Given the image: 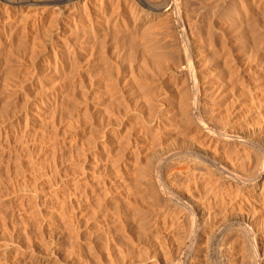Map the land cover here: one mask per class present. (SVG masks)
<instances>
[{"label": "rangeland", "instance_id": "obj_1", "mask_svg": "<svg viewBox=\"0 0 264 264\" xmlns=\"http://www.w3.org/2000/svg\"><path fill=\"white\" fill-rule=\"evenodd\" d=\"M10 1L19 2L20 0H18V1L17 0H10ZM42 1L43 0H31V2L33 4H35V3L42 4ZM190 1L191 2L193 1L194 4L197 3V0H190ZM207 1H206L207 5L210 6V4H211V7L214 5V3H213L214 0H212V1L210 0L211 3H210L209 0H207ZM246 1H248V0H246ZM251 1L249 0L248 3L250 4ZM198 2L200 3V0H198ZM201 2H202V0H201ZM206 2H203V4L202 3H200V4H201V6L203 5V9L205 8L206 10H209V9H207V8H209V6L206 5ZM235 2H236L235 5L233 4L234 7L235 6H239L242 11H240L239 10L240 8H238V7H236L234 9L233 6L231 7V5H232L231 4V5H229V7L233 8V10L230 9L229 7H227L228 9L227 8L226 9L229 12L227 10H225V9H224L225 11L224 10H222V12L219 11V13L220 12L221 13L224 12L223 14L226 15L225 19H224L223 14H221V13H220L221 15L217 14V17L215 19V25L217 24L216 26L218 28H219L220 24H222L223 28H224L225 23L227 24V22L230 21V22H228L227 25H225V26H227L226 28H224V30L226 29L225 31L221 28L222 25H220L221 26L220 29H217V30L215 29L216 26L213 27V26L209 25L210 27H212L211 29H214V30L218 31V33L216 32L215 36H214V33H215L214 30L209 29L210 27L209 28L206 27V26H208L207 24L212 23V20H213L212 19V15H211V17L209 16V14H211V11H205L203 9L200 10V7H199L200 4L199 3H197L196 5L199 4L197 7H199V12L201 13V15H200V13L197 14V12H196V13H194L196 16H194L193 13H190L191 16H188V17L186 16V17L187 18H189V17L192 18L193 17L192 19H197V22H199V21L201 22V23L199 22V24L201 26L198 25L200 27H199V29L197 27L195 29L196 31L194 30V33H195V35L197 34L198 37H199L200 34L203 35V36L206 35V37L202 36L201 37L202 39L200 37L197 38V40L200 39V40H198V42L202 43V45L205 43L203 47L206 48V46H207L206 52L208 54L205 52L204 48H202V52L204 51V53H206L207 55H211V57H213L212 55L215 54L214 52H216V55H217L216 57L215 56L213 57L214 59L212 58L213 63L210 64L212 62V60H210L211 57L210 56H206V54H205L206 58H205L204 62L207 61L208 63H205L206 64V65L204 64L205 66L201 65L203 67L200 68V70L202 68H204V70L202 69L204 74L202 73V70L200 71L201 72V76H203V75L205 76L206 75L205 77L207 78V79L204 78V76L202 78L200 76V79L202 78L201 82H202V80L203 81L206 80V81H204L205 84L202 83V84H204L202 86H204V88L206 90V91L203 90L204 96L206 95L205 101L207 102V104H210V105H208V111H210L213 114L212 111L216 110L215 111V115H217V116H215L213 114L214 115L213 117H216V118L218 117V120L219 119L221 120L223 118H219V116L222 114V112H223L222 116H224V113H227L226 111H228V109H231L230 107L233 106L234 110L231 109V113L230 112L228 113V114H230L231 118H229L230 117L229 116L228 117L229 119L228 118L226 119V115H225L226 122H228V123L226 124V122H223L222 120H221L222 122H220V121L219 122H220V124L223 123L222 125L227 126V128L224 126V128H226L227 130L232 128V127H236L237 128L236 130L241 131V129L243 127L240 124L243 122V120L240 121L239 119H244V116H243V115H245L244 114V110L246 109V107H247V105L249 103L247 97H245L244 94H243V97H238V96H240V94H239L240 92L243 93L242 91H240V89L242 90V88H243L242 87L243 86V84H242L243 82L242 81H244L246 79L245 76H247L249 78L248 75L251 74L249 72H252L250 70V68H251L250 65L254 66L256 68L255 69L253 67V70L255 69V71H260V72L264 71V68H263L264 66L261 65L262 66L261 67L259 65V64L263 63L262 61H264V60H262V58H260V57H264L263 56L264 52L261 51V50H264V46H263L264 44L260 45L261 43L257 42V44H255V45L259 44L260 47L261 46L263 47V49H262V47L260 48V50H259V48H256L257 46L255 47L254 43L256 41H258L259 38L257 36H255L258 40L253 39V37H254L253 35L254 34H253V32L252 33L250 32L252 27H254V25H257L258 21L260 20L259 18H260L261 15H259L260 14L259 12L264 11V9H262L264 7V0H260V1L259 0H253L252 1L253 3H251L252 6L254 5L253 6L254 7V15L252 16V18L253 17H255V19L257 18L258 21H256V23H253L254 20L252 21L251 14L249 16L246 15V14H249V13L246 12L245 3L242 2L241 0H239V1L235 0ZM237 2H238V4L241 3V6L238 5ZM259 2H260V4H259ZM212 3H213V5H212ZM242 3H244V5ZM255 3H257V4H255ZM0 4H2V5L5 4V0L4 1L0 0ZM204 4H205V6H204ZM258 4L261 5V6H259ZM255 5H258L260 8L257 7V6H256L257 7L256 8ZM10 7H12V5H10ZM45 7L46 6L44 4L40 5V10L39 11H43L44 12L45 11ZM50 7L52 8V11H51L52 14L53 15H56V14L58 15V13H57L58 11L55 10L56 6L55 7L54 6H49L48 8H50ZM237 8H238V10H236ZM255 8L257 10H259V11H257ZM50 9H47V11L50 12ZM53 9L55 10V12L56 11L57 12L55 13ZM127 9L128 8H125V15H126V16L124 15L125 17H127L129 15L128 13H126ZM210 10H211V8H210ZM230 10H231V12H230ZM10 11L12 12V10H10ZM47 11L42 13L43 15L42 14L39 15V16L37 15L38 17L41 16L42 18L41 17L40 18L42 20L45 18V20H43L44 21V25L46 23H48L46 21L47 20L49 21V19H50V18H47V16H45L46 14H48ZM233 11L235 12V14H234ZM243 11L245 13V16H242L240 19L236 18L237 16L236 17L233 16V15H236V13H238V12H241L242 14H244ZM11 12H10L11 16L14 15V13L12 12L13 13L12 14ZM208 12H210V13H208ZM227 12H228V14H230V13L233 14V15H231L232 16L231 18H230V15H227ZM255 12L256 13L258 12V13L255 14ZM0 13L2 14V15L0 14L1 15L0 17L3 18L2 16H4V14L1 12V9H0ZM262 13H264V12H262ZM66 14H67V16H66ZM66 14H64L65 16H62V18L69 17L68 16V14H69L68 10L66 11ZM255 15H258V16L256 17ZM201 16H203V18ZM12 17H14V19H15V16H12ZM194 17H196V18H194ZM244 17H247V18L245 19ZM1 18H0V20H1ZM31 18L29 17V20H27L28 19L27 18L26 19L27 22H24V23H28V22L32 23V20H34L35 17L34 18L31 17ZM217 18H218V20H217ZM222 18H223V20H220ZM233 18H234V20H233ZM250 18H251V20H250ZM263 18L264 17L262 16L261 20L259 21V24L260 23L261 24L264 23ZM17 19H18V17H17ZM59 19H60V21L62 20L61 18H59ZM209 19H211L210 22H208ZM230 19H232V20H230ZM244 19H245V21H244ZM247 19L250 20V22H251L250 24L251 25L253 23V26H251V25H250L251 27L248 26L249 24H247V23L249 21ZM19 20H21V19L19 18L17 21L15 19L16 22L15 21L14 22L16 23V25L18 24ZM219 20H220V22H219ZM240 21H241V23H240ZM246 21H247V23H246ZM236 22H237V24H236ZM22 23L18 24L17 28L14 29L15 31H13V32H15V33L12 34V37H10L9 35L6 36V34H4V32H3V34L5 36L2 35L1 31H3V29L1 28L2 26H0V36L2 37V38L0 37V41L3 40V41L0 42V52H2L1 54H3V55H0V56H2L1 57L2 59L0 58L1 59L0 60V115L3 114V116H0V264H3L4 262H5L4 264H13V262L15 264L16 263L17 264L18 263L19 264H82V263L84 264V263H86V261L89 262L88 264H153V263L154 264L155 263L156 264H162V263L165 264L166 261H164V259L165 260L167 259V261L169 260L170 261V262L168 261L169 264H172V261L174 262L173 264H179V263L180 264H184V263L185 264H195V263L196 264H205V263H207V264H216L217 263L218 264L219 262H220V264H224L225 262H227L229 264L233 263L234 259H232V258H234V257L232 256V254H233L232 248L234 247L235 242H236V240L234 241L235 238L232 237L233 240H232V238L230 240H227L228 241V242L226 241L227 244L225 242H220L219 241L220 238L217 239V240L211 241V242H207L205 240L197 241L196 242L197 244L190 242L189 239L187 238V234L190 232V230L192 228L193 216L191 217V215H189V214L185 213V216H184L183 215L184 212H182V213L180 212V215L176 214L175 217L174 216L172 217L174 220L171 218V223H172V220H173L175 222H173L172 224L177 222L178 226L176 227L177 224H175L174 227H173L175 231L173 230V232L170 233V234L168 232V231H170V229L165 230L164 228L162 229V227L160 228L161 221H159V222L155 221V220H158V218H156L157 215H155V214H158V213H156L157 210L160 213V211H161L160 209H165L164 206L162 207V205H160L162 203V199L164 200V198L160 194H157V195L155 194V195L157 197L160 195V197H162L161 200H160V198L158 199L156 196L152 197L151 195L153 194V196H154V193L152 192L153 191L152 189H151L152 191L150 190L151 187L154 188L153 184L156 183L155 185H157L156 175L155 174H152V175L149 174L147 176L148 178L141 176V172L146 168L145 166H146L147 163H145V162L148 161L147 158H148V154L149 153L145 154L147 157L144 156V152L140 149V146H141V148H143L145 146V144H150L151 143L153 148L156 146L154 149H156V148L159 149V147L161 148L165 144H168V143L171 142V144L167 145L168 146L167 148L165 147L166 145L164 146V148L165 149H169V150L177 148L174 151V153H176L178 151L180 152L181 150L185 151V149H184L185 148L184 147L185 142L182 143V145L184 144L183 146H181V144L179 146H177V144L180 142V140L177 139V136L174 133V130L167 129V128H169V123H170V120H171V116H169V118H168V115H170V114L166 113L167 112L166 109H165L166 112L164 110H162V109L166 108L169 105H171V106L173 105L172 107H174V106L176 107L177 105L175 104V102L177 103V99L179 101V95H180L179 93L182 90H184V88L186 90V87L185 86L184 87L181 86V83H179L176 80V78H174V76H172L170 73L164 71L163 69L159 70V69H156V68H154V69L152 68L154 73L151 72L152 75L151 74L147 75V74L150 73V71H152V69H149L150 67L146 68V70L142 68V66L144 65L143 62H144L145 58L147 59V61L149 63L152 62L151 64H154L155 61H157V62H161V61L165 62V61L171 59L169 57L170 54L168 52V51H170V47L167 45L168 43L165 40L166 39V34H167L166 31H168V29H169V32H170V30H171L173 36L175 35V31H176V33L178 31L177 35L174 36L175 38H177L178 34H179V36H181L183 34L182 27L181 26H175L176 27L175 28V27H173V23H170L169 26H172V29H170L169 26L167 27V23H165V22L164 23L162 22V23L164 24V26L166 24L167 28L164 27L162 23H158L159 25H157V23H156V25H155L154 23L151 24V22H149V24L152 25V26H150V25H148V23H146L144 26L147 25L146 28L150 32L149 33L146 29H144V31H146L144 33L145 36L149 37V38H147L148 44H150V42H151V44L153 42H156L155 43L156 47H154V43H153V45H151V44L148 45V47H150L153 51L156 50V52H153L150 48L149 49L151 51L149 49L144 51V50H142L143 49L142 47H139V45L141 46V44L139 43L140 41H138V39L141 38L139 34L141 33L143 35V32H144L143 28H145L144 26L140 27V30L142 29L141 31L139 29H137V31L136 30L132 31V30H130V28L128 26H123V28L120 31H117V30H111V32L107 31V32H109L107 34L108 38L106 37V34H104V32H102L103 35H102L101 32H97L96 37L97 36L98 37L100 36V37L99 38L95 37V38L98 41H96V39H94L93 36H90L89 34H86L87 35L86 36L84 33L81 32L82 34L79 33V36L78 35L76 36L77 37L76 39L81 38L80 39L81 42L78 41L79 40L78 39V40H76L77 42L75 41L76 43H74V45L79 46V47L84 45L83 47H85V46L89 47L88 48L89 51L86 48H83V49L79 48L78 49L81 52H83V54H84V56H83V54L81 52H78L79 54L81 53L80 55L77 54L79 56V58L77 59L78 61L76 62V64H77L76 66L77 67L80 66L79 67L80 69H79V68H76L75 64H73V62L75 63V60H73V61L71 60V62H70V60L68 58H66L67 54L65 53L66 50H64L65 46H63V48H62V43L64 45V43L67 41L69 36H68V38H67L66 35H65V37H60V41H57L55 43L56 46H57V50H60L57 53V55H58L57 56L58 58L56 57L57 60L56 59H54V60L51 59L50 61H47L46 60V56L49 55V54H47V52L44 51L42 54H40V56H39V54H37L35 52V55H34L33 48H32L33 51H30V49H29V47L31 45L26 44L27 47H25L26 45L24 43H27V42H24L23 39H24V37L26 39V35L25 34H28V31H25L26 33H24V30H23L24 29V27H23L24 23L23 24ZM238 24L239 25L242 24V25L238 26ZM243 24H247V25L244 26ZM261 24L259 26H262ZM153 25H155L156 27L153 26ZM149 26H150L151 30H149L150 29ZM159 26H160V29L164 27L163 31L166 29L164 31V33H163L162 29L161 30L158 29ZM230 26H232V27H230ZM246 26H248V28L250 27L249 30H248V28L243 30ZM257 26H255V28H257ZM259 26H258V28H259ZM124 27H126V29ZM173 28L176 29V30H173ZM237 28H239L240 31ZM255 28H254V30H256ZM44 29H45V27L40 29V32L38 31L40 34H38V33L37 34L39 36L40 35L41 36L39 37L36 34V36H37L36 38L39 37L38 39H40L42 36L44 37V33H45V32H43ZM152 29H153V31L156 29L154 31L155 33H159V34L161 33V34L160 35L157 34L154 37L153 34H152V33H154L152 31ZM241 29H242V31H241ZM259 29H261V27ZM129 30H130V32L133 35L129 32ZM208 30H210L211 33L212 32H214V33H212V35L209 36V35L206 34V32H208ZM221 30L224 31L225 33L224 32L223 33L219 32ZM246 30H247V32H246ZM254 30L252 29V31H254ZM67 31H68V34L70 35L69 28H67V30L65 32L67 33ZM112 31H115L114 34H113ZM126 31H127V33H126ZM157 31H159V32H157ZM202 31L204 32V34H203ZM243 31H245L244 34H243ZM248 31L250 32L251 35L253 34L252 35L253 37L251 35H248V36L250 38L252 37L251 39L255 40V42H252L253 40H251V39H250L251 41H249V38L247 36L245 37V35H247L249 33ZM117 32H118V34L120 32V34L118 35ZM121 32H123V33H121ZM135 32H137L138 34L137 33L135 34ZM258 32L259 33L262 32L261 33L262 37H264L263 36L264 35L263 34L264 33L263 28H262L261 32L260 31H258ZM21 33H22V36H20ZM41 33H43V34H41ZM98 33H101V35H98ZM110 33H112V34H110ZM155 33H154V35H155ZM219 33L225 34V35H223L224 36V39H222L223 41L220 40V37H222V35L219 34ZM255 33H257V32H255ZM115 34H117V35H115ZM127 34L130 37L127 36ZM147 34H148V36H147ZM150 34H152V35L150 36ZM208 34H210V33H208ZM122 35H124V36H122ZM135 35H137L138 38ZM162 35H164L163 39H162ZM242 35H244V36H242ZM82 36H84L85 39H83ZM212 36H214L215 38L212 37ZM7 37H10L9 41H8ZM119 37L121 39H119ZM210 37H212V40H211L212 43L210 42V40H208V39H210ZM63 38H65V40ZM122 38H123V40H122ZM154 38H156V41H155ZM204 38H206V40H208V41H206ZM216 38L219 39V40H215ZM247 38H248L249 44L246 43V42H248V41H246ZM20 39H21L22 43L20 42ZM86 39H89V40H86ZM101 39H104V40H101ZM213 39L215 40L216 43L213 42L214 41ZM63 40H64V42H63ZM93 40H94V42H93ZM110 40H112V41H110ZM162 40H163V42H162ZM238 40H239V42H238ZM243 40L246 41V42H244ZM82 41H83L84 44L82 43ZM89 41L93 42L94 44L93 43L90 44ZM129 41H131V42H129ZM132 41H133V43H135L138 46V48H137V46L135 44L132 43ZM259 41H261V40H259ZM158 42H159V44H158ZM222 42L224 44L227 43L226 46L223 45ZM5 43L7 44V46H6ZM85 43H87V44H85ZM88 43H89V45H88ZM100 43L101 44L104 43L105 46L101 45ZM117 43L120 46H117L118 45ZM129 43H131V45ZM138 43H139V45H138ZM164 43H165V47H164ZM207 43H209V44H207ZM250 43H251V45L253 43L252 46H254L255 49L253 47H251ZM95 44H96V46H95ZM217 44H218V46H217ZM134 45H135V47L137 49L133 48ZM229 45H231V46H229ZM1 46H3V47H1ZM13 46L16 48V50L14 49ZM18 46H20V48L21 47L22 48L25 47V48H23L24 51H23L22 48H21V51L18 50L17 49V48H19ZM160 46H161V48H160ZM208 46H209V48H208ZM243 46L246 47V48L245 47L244 48L246 50H248V52L252 51V53H253V51L255 50V53H257L258 51H261V52H259L260 55H256L255 53H253V54H255L254 55V59L252 58L253 54L251 55L252 57L251 56L248 57V55H250L251 52L248 53L243 48ZM248 46L250 47V49H249ZM153 47H154L155 50L153 49ZM162 47H164V48H162ZM166 47H167V50H168L167 52L168 53L165 51ZM216 47H217V51L218 52L216 51ZM240 47H242L241 51L239 49ZM1 48H2V50H1ZM8 48H10V49H8ZM12 48L14 49V51L11 50ZM92 48H94V49H92ZM25 49L26 50L29 49V50H27V52H26ZM65 49H68V48L65 47ZM132 49H134V50L136 49L137 51L134 52ZM218 49H221V50H218ZM223 49H224V51H223ZM257 49H258V51L256 52ZM7 50H9L10 53L7 52ZM61 50H63V51H61ZM83 50H85V51H83ZM102 50H105V51L103 52ZM130 50H131V54L132 55L129 53ZM213 50H215V51H213ZM46 51H48V50H46ZM141 51L142 52L144 51L143 53H146L147 51H149L150 53L152 52V53L149 56L148 54H150V53L147 52L148 56H146V54L145 55L142 54ZM159 51L160 52L163 51V53L165 51V54L167 53V54H169V56L168 55L167 56L166 55H160L162 53H160ZM219 51H221L222 53H220ZM15 52H16V54H15ZM17 52L18 53L20 52V54H18ZM22 52H23V54H22ZM224 52H226V54H224ZM244 52H246V53H244ZM7 53L9 54V56L7 55ZM135 53L138 54V55L136 54L137 57L135 56ZM36 54H37L38 57L36 56ZM153 54H155V55H153ZM4 55H6V56H4ZM16 55H17L18 58L16 57ZM30 55H32V56H30ZM91 55H93V56H91ZM129 55H130V57L132 56V59L128 57ZM142 55H144L145 57L142 56ZM158 55H160V57ZM226 55H228V56L231 55V56H229L230 57L229 58L228 56L226 57ZM89 56H90L91 59L88 58ZM224 56H225V59L227 61L224 60ZM237 56L239 57L238 59H240V62L237 61L238 60ZM255 56H260V57H257V59H255ZM8 57H12V59L13 58L14 59L11 60V58L9 59ZM30 57H32L33 59L35 58V59L32 60V58L30 59ZM163 57H165V58H163ZM209 57H210V59H209ZM3 58H5V59H3ZM63 58L64 59L66 58L67 60H64ZM133 58H135L134 60H136V61H134ZM249 58H252L254 61L258 60V58H260L262 61L258 60V61H255V63L253 61V65H252L251 64L252 60L250 61ZM86 59H87V61L89 60L88 61L89 63H87ZM207 59H209V61ZM219 59H220V61H219ZM221 59H223L224 61L222 62ZM247 59H248V61H247ZM2 60L3 61L6 60L7 62L6 61L3 62ZM31 60L34 61L33 64H31L32 63ZM79 60H80V62H79ZM214 60H218L217 61L218 63L216 61H214ZM232 60L235 63H233ZM56 61H57L58 66L56 65ZM62 61H65V62H62ZM225 61L226 62L229 61L230 65L228 64L229 63L228 62L227 66H226L225 65L226 64ZM236 61H237V66L235 67ZM220 62H222V65H221ZM231 62L233 63V65H232ZM247 62H248V64H247ZM258 62H259V64H257ZM63 63H65V64H63ZM106 63L108 65H106ZM223 63H225L224 65H225L226 68L224 67ZM87 64L90 65L89 66L90 68H88ZM129 64H130V66L131 65L132 66L130 67ZM216 64H218V65H216ZM244 64H246V65L244 66ZM65 65L66 66L68 65V66L66 67ZM207 65L209 67H207ZM231 65H232V67H231ZM257 65H259L260 68H263V71ZM263 65H264V63H263ZM74 66H75L76 69L74 68ZM106 66H108V68ZM137 66H139V68H140L139 70L147 71V72L144 73V72H141L139 70H136L135 68ZM216 66H218V68ZM238 66H240V67L244 66V68L242 67L243 68L242 69V68H239ZM143 67H145V66H143ZM220 67H222V68L224 67L226 72L224 71V68L222 69ZM104 68H105V70H104ZM227 68H229V69H227ZM230 68L232 69L231 72L232 71L233 72L237 71V69H238V73L239 74H236V72H234L235 73L234 78H238V79H236L237 81L235 79H233V78L228 80V78H230L229 76H232L231 74H233V72L232 73L230 72ZM34 69H36V70H34ZM78 69H79V71H78ZM116 69H117V71H116ZM137 69H138V67H137ZM218 69L223 70V77L220 74V73H222V71L220 72ZM158 70L162 71L163 73L165 72V73L161 75L162 72L159 74ZM216 70L218 71L217 74L215 73V72H217ZM101 71H104V72H101ZM109 71L111 72V74H110ZM136 71H138V72H136ZM106 72L107 73L109 72L110 75L107 74ZM129 72H130V74H129ZM134 72H135V74H134ZM140 72L145 77V79L148 78L149 76L150 77H152V76L155 77L156 76L157 78H154V79L153 78H148V79H146V81H144L145 79H143V76L140 74ZM212 72H214V74ZM224 72L225 73L230 72L231 74L228 73L229 75H225ZM243 72H245V73L248 72L249 74L245 75ZM103 73H106V75L103 74ZM116 73H118L117 76L115 75ZM132 73H133V76L131 75ZM21 74H23V75H21ZM24 74L27 75V76H25ZM211 74L214 75V76H212ZM17 75L18 76L21 75V76L20 77H16ZM137 75H140V77H142V78H139ZM215 75L220 76V78L218 76L215 77ZM24 76L27 77V78H25ZM104 76H106V78ZM115 76H116V78H115ZM238 76L240 77V79H239ZM22 77L25 78L26 80L25 79H24L25 81L22 80L23 79ZM112 77H114V78H112ZM243 77H244V79H243ZM10 78H11L12 81L10 80ZM132 78L133 79L134 78H139V81H137L138 79H134V81H133ZM103 79L104 80L108 79V80L104 81ZM111 79H112V82H111ZM125 79H126V82H125ZM129 79L130 80L132 79V80L130 81ZM140 79H141V81H140ZM142 79H143V81H142ZM220 79H222V80L220 81ZM135 80H136V83H134ZM209 80L211 81L210 82L211 85H213L215 87L216 84H217V87L212 88L213 86H211L209 84ZM217 80L219 81V83H218ZM231 80H233V81H231ZM19 81H20V83L23 82L22 85H20ZM107 82H108V84H106ZM130 82L132 83L131 85H130ZM141 82H143L142 84H143L144 87L142 86ZM145 82H148V83L145 85L144 84ZM172 82H174V83H172ZM175 82H176L177 85L175 84ZM215 82H217V83L214 85ZM236 82L239 85L241 83V87L242 88L238 87L239 85L237 86ZM104 83L106 85H110L109 83H111L113 85H116V83H117V85L119 84L118 85L119 87L115 86V88L117 87L119 89H118V91H117V89L114 90V87L111 85L112 89L110 87L111 90L108 91V93H107L108 95H107L106 94V90H104V89L105 88L107 89L109 86L105 87ZM122 83L124 85H122ZM220 83H221V87L219 85ZM223 83L225 85L229 84V86H227V85L225 86V85H223ZM230 84H233V86H234V89H233L234 91H232L233 93L231 92L232 89L229 90L231 87H233ZM134 85L135 86H137V85L139 86L140 85V86L139 87L138 86L135 87ZM129 86H131V87H129ZM146 86H149V88L148 87L146 88ZM150 86H151V88H150ZM179 86H180V89H179ZM206 86H207L208 89L206 88ZM218 87H220V88H218ZM235 87H237V88H235ZM122 88L125 89V90H123ZM238 88H240V89H238ZM120 89H121V91H120ZM138 89H141L142 91L141 90L138 91ZM150 89H152V90H150ZM159 90L162 91L163 93L160 92L159 93L160 95L158 94L160 97L158 98V95L155 96L156 94H154V93L159 92ZM112 91H116V92H113V93H116L117 95L119 94L118 96L117 95L116 96H117V99L118 98H119V100L121 99L120 102L117 101L116 96H114L115 94H113V96H112V93L109 94ZM119 91L121 93H119ZM140 91H141V93L139 94ZM151 91H152L153 96L155 98H153V96L151 95V97L153 99L148 97L151 100L148 99V101H144V99H146L144 97L149 92L151 93ZM217 92H220V93H217ZM225 92H226V95H225ZM150 93H149V95H150ZM214 93H217L215 95H216V98L218 100L216 98L215 99L217 100V102L219 104L222 103L220 105L221 107L218 105V103L215 101V99H214V101H212L213 100L212 98L215 97ZM230 93H232V95ZM219 94H220V96H217ZM106 95L108 97H106ZM109 95H110V98L112 96L111 99H109ZM208 95L210 96V99H208V97H209ZM140 96H143L142 97V101L140 100L141 99ZM163 96H165V97H163ZM231 96H233V97L230 98ZM241 96H242V94H241ZM180 97H181V95H180ZM218 97H220V98H218ZM106 98H107V100H106ZM113 98L117 102L113 101L114 100ZM159 99H161L160 102L161 101L162 102L165 101L169 105H166L165 102H164L165 104L164 103H159L158 102ZM219 99H220V101H219ZM57 100H59V101H57ZM108 100L112 101V102H109ZM221 100H223V102ZM231 100L233 102L235 101L236 104L234 105V103ZM52 101H56L57 103L56 102H52ZM107 101H108V103H107ZM129 101H130V103H128ZM171 101L174 102V103H172ZM208 101H209V103H208ZM40 102H42V104ZM143 102H145V103L147 102L146 104H148V105L144 104ZM210 102H213V103H210ZM225 102H227L229 104H225ZM231 102H232L233 105L231 104ZM38 103H39V105H38ZM55 103H56V105H55ZM109 104H111L112 107L108 106ZM116 104H118V105H116ZM152 104L155 105V108L156 107H159V108L157 110L156 109L154 110V106H152ZM230 104H231V106H230ZM128 105H129V107H128ZM140 105H142V106H140ZM150 105H151V107H150ZM222 105L225 106V107H227L229 105L230 107H227L228 109L227 108L225 109V107H223ZM40 106L43 107V108H41V109L38 108ZM145 106H146L145 109L147 110V112L148 113L150 112L152 114L149 113V115H148V113L145 112L146 110L144 111V107ZM117 107H120V108H117ZM132 107L134 109H137V111L134 110ZM210 108H211V110H212V108H214V109L211 111ZM223 108L225 109V111H223L224 110ZM239 108L241 109V111H240ZM4 109H6L5 110L6 112L3 111ZM139 109H141V111H139ZM152 109L154 111H156L155 113H157V114L153 113L154 111L152 112ZM236 109H238V110L236 111ZM36 110L38 112H41L42 114L38 113ZM158 110L160 112H157ZM217 110H219L218 111L220 113L219 116H218ZM242 110H243V113H242ZM235 111H236V113H235ZM4 112L6 113V116H5ZM8 112H9V114H10V112H14L15 114L11 113L10 117H9L8 116L9 115ZM36 112H37V114H36ZM162 112H165V113L163 114ZM210 112H208V113H210ZM232 112L235 113V114H233ZM27 113H30V115L31 114L32 115L30 116L28 114V116H27ZM158 113H160V114H158ZM238 113L239 114L242 113L243 115H239ZM33 114H35V115H33ZM118 114H119V116H118ZM153 114H155V115H153ZM166 114H168V115H166ZM209 115H211V114H209ZM222 116H220V117H222ZM241 116H243V118ZM27 119L30 122H27L26 121ZM29 119H31V120H29ZM76 119H77V121H75ZM108 119H110V121ZM142 119H143V122H142ZM168 119H170V120H168ZM235 119L238 120V123H236L237 121H235ZM80 120H81V122H80ZM107 120L109 121L108 124H107ZM114 120H116V122ZM146 120H148L149 122H147ZM216 121H217V119H216ZM239 121H240V123H239ZM24 122L28 123V124L25 123V125H27V127L24 126ZM74 122L75 123L78 122L81 127L80 126L77 127V125H79V124L77 123L75 125ZM131 122L132 123L133 122H135V123L137 122V124L133 123L135 125L134 126ZM138 122H139V124L142 123V125H139ZM157 122L163 124L162 125V130L166 127L165 130L158 131L155 128L156 126H154L155 124H157ZM71 123H72V127H71ZM109 123H110V125H109ZM146 123H148V124H146ZM130 124H132L133 127ZM164 124H166V125H164ZM28 125H29V127H28ZM129 125H130V127H129ZM144 128H145L147 133L144 132L145 131ZM165 131L169 132V133H166L168 135L164 134ZM125 132H126V134H125ZM153 132H155L156 135ZM123 134H125V135H123ZM157 134H159V136H163V138L160 139V137ZM162 134H164V135H162ZM230 134H232V133L230 132ZM91 135H93V137ZM146 135H147V137H145ZM122 136H123V138H122ZM125 136H128V137H125ZM140 136H142V140L140 139L141 138ZM168 136H169V138H168ZM153 138L154 139L156 138V140H154ZM157 138H158V140H157ZM89 139H91V140H89ZM172 139L174 141L178 140L179 142L178 141L174 142ZM143 141L146 142V143L145 144L143 143V145H142ZM106 142H107V144H106ZM165 142H168V143H165ZM81 144H82L83 147L81 146ZM89 144L91 145V147H90ZM135 145L137 147H135ZM170 145L173 148L172 147L169 148ZM138 146H139V148H138ZM134 147L137 148V150L138 149H140V150H138L136 152V149ZM81 148H83V150ZM231 149L234 152H237L232 147H231ZM231 149L229 148L228 150H231ZM132 150L135 151L137 154L135 152L133 153ZM171 150L167 153V156H169V155L172 156L173 150H172V152H171ZM225 150H227V148L224 149V150L221 149V151H223L222 153H225L226 155L227 154L231 155V157H228V158L231 160L232 164L235 161L234 164L237 165L239 163V162L237 163V161H239V159H238L239 157H237L238 155H236L233 151L229 152L228 150H227V153H226ZM117 151L120 152V153L118 152L119 155H117L118 153L116 154ZM231 152L233 153V155L231 154ZM241 152L242 151L239 150V153H241ZM83 153H85V154H83ZM108 153H112V157L109 156ZM132 154L133 155L136 154V155L133 156ZM141 154H143V155H141ZM225 154H223V156ZM234 154H235V156L237 158L234 156ZM107 155L109 156V158H108ZM122 155H124V157H121ZM229 155H227V156H229ZM105 156H107V157H105ZM113 156H115V157H113ZM136 156H137V160L132 158V157L136 158ZM139 156H140V158H139ZM116 157L118 159H121V160L118 161V159H116ZM119 157H121V158H119ZM232 158H236V160H234V159L232 160ZM112 159H114V160H112ZM129 159L130 160H134L133 163L135 161H137V162H135V165H136V163L140 164V165L142 164L141 167H140V165L139 166L138 165L135 166L132 163V161H130ZM143 159H147V160H145L143 162ZM110 160H112V162L115 161L114 165L111 164L112 162H110ZM123 160H124V162H122ZM140 160H141V163H140ZM126 161L129 162L128 164L131 163L130 166L126 163ZM120 164H123L125 166V170H123L122 174H120L121 176L119 175V177H118V175L115 174V171H116V167L118 165H120ZM102 165L105 166V167H103ZM126 165L129 168H127ZM132 165H134V166H132ZM106 166L107 167L109 166V168H106ZM132 170H133V172H131ZM107 172H108L109 176L106 175ZM111 172L113 173V175L115 174L117 176L116 177L117 179L115 178V175L114 176H110V174L112 175ZM168 173H169V177L168 176L166 177V174H164L165 179L167 180V182L170 185H172V186L177 188L176 191L178 190V193L181 192L180 193L181 195L184 194V197L185 196L189 197V196L192 195V197L197 198L199 195H201V193H202V195L203 194L206 195L208 193V191H209V187L207 189L205 183H202V182L201 183L199 182V185L203 186L202 188L205 187L204 188L205 190L202 189L203 192L193 191L188 186V182H187L185 177H182V175L181 176L180 175H176L175 177L174 176L172 177L170 172H168ZM129 174H130V177H129ZM122 175L123 176L125 175V176L123 177ZM135 175L136 176L138 175V176L136 177ZM100 177H102V178L100 179ZM121 177L123 179L124 178L125 179L123 180ZM112 178H114V179L112 180ZM118 178L122 179V180H119ZM146 178L148 180V184L149 185L145 183L147 180L146 181L139 180V179H142V180L144 179L145 180ZM183 178H185V179H183ZM106 179H108L109 181L106 180ZM104 180L109 182V185H108V183H106L107 184L106 185L105 182H104V186H103V181ZM118 180H119V183H118ZM128 180L131 181V182H129ZM133 180H135V181L133 182ZM98 181H99V183H98ZM114 181L117 182V183L115 182L116 185H118V184L119 185H123L124 183L127 182L126 183V187H127L128 192H130V193L126 192L127 190H125L126 189L125 185H123V188L125 187V189L123 190V188L121 186H119V185L116 186L115 183H113ZM139 181L141 182V184L143 183V185L146 184L147 188H145V186L141 187V184H140ZM150 181H151V183L153 182V184H150L149 183ZM202 181L204 182V179ZM23 182H24V184H23ZM92 182H93V185L94 184H96V185L93 186ZM137 182H139L138 185H134V184H137ZM205 182L207 183V181H205ZM110 183H111L112 186H110ZM128 184L130 186L133 184L134 186L132 185L130 187ZM98 185H99V187H98ZM23 186H24V188H23ZM78 186H79V188H78ZM106 186H110V187H106ZM136 186H138V187L140 186V188L137 189ZM148 186H151V187H148ZM32 187L35 188V189H32ZM84 187H86V191L87 192L85 191ZM104 187L108 188V189H105ZM115 187L116 188L118 187V188L116 189ZM120 187L122 188V190L119 189ZM76 188H77V190H76ZM110 188H111V190H110ZM57 189L60 190V193H59V190H57ZM87 189H89L90 191L87 190ZM145 189L147 191L148 190L151 191L152 194H150L151 192H149V191L147 193L150 194V195L145 194L146 193V191L144 192ZM186 189L189 191V193H188V191H185ZM35 190L39 192L38 195L35 192ZM54 190H55V193L53 194L52 192ZM106 190H108V191L110 190L109 192L111 194L109 193L110 195L108 194V196H111L113 194L114 196L116 195L117 198L112 196L111 198H113V199H111V198L109 199V197H106L107 196V192H108V191L106 192ZM115 190H120V191H118V193H120V192L122 193V191H125L123 194L126 193L127 197L125 195L121 196L122 194L120 193L121 194L120 195L121 198H120L118 196L119 194L117 193V191L115 192ZM141 190H142V192H141ZM61 191L64 192L65 196H63L64 194L61 193ZM83 191H84L85 195H84ZM27 192H29V193H27ZM72 192H74V193L76 192V194H79L77 196H78V198L81 197L80 200L79 199L77 200V196H75V194L72 193ZM194 192H195V195H194ZM67 193H70V194L68 195ZM127 193H128L129 196L131 194L132 196L135 195V197L131 196L132 197L131 198V197H129L127 195ZM196 193H198V194H196ZM56 194H57V197H60V198H57L55 196ZM73 194H74V196H73ZM102 194H104L105 197ZM27 195H28V197H27ZM30 195H31V197H29ZM50 195H51V197H50ZM59 195H62V197L59 196ZM66 195L68 197V198H66L67 200L65 199ZM87 196H88V198H87ZM94 196H95V198H94ZM150 196L152 198H150ZM147 197H149V199ZM200 197L201 196H199V198ZM27 198L28 199L31 198V199H29V201H28ZM61 198H62V201L64 200L63 202H61ZM98 198L101 199V200L99 201ZM125 198L126 199L127 198L128 199L135 198L134 200L137 202V204H136V202H134V200L131 201L132 203H129L130 200L127 201ZM155 198L160 200V202L158 200L155 201L156 203L158 202L157 203V207H158V205H160V209H159V207L156 208L155 202L152 203V201ZM199 198H197V199L200 200ZM56 199H58V200L56 201ZM102 199H105V201H102ZM117 199L118 200L120 199V200L118 201ZM197 199H195V200H197ZM59 200H60L62 205L60 204ZM73 200H75V201H73ZM97 200H98V202H97ZM54 201L57 203L56 206L54 205V204H56ZM76 201H77V203H76ZM258 201L259 200H256V199L254 200V202H256V203ZM68 202H69V204H68ZM127 202L129 204H133L134 203V204H136V206L134 207V204H133V206H127ZM148 202H150V204ZM70 203H71V205H70ZM115 203H118V204L120 203L119 204L120 207L118 206V204L116 206ZM164 203H165V200H164V202L162 204L164 205ZM22 204H24V205H22ZM40 204H41V206H40ZM111 204H112L113 207L111 206ZM153 204H154V206H153ZM247 204H248L247 206H249L250 202L247 203ZM257 204H260V202H258ZM35 205H36V207H35ZM59 205L61 207H59ZM99 206H101V207H99ZM145 206L147 207V209H145L146 208ZM148 206H150V207H148ZM259 206L261 207V209H259L260 208ZM259 206L251 210V214L252 215L251 214L250 215L253 216V214H254V216H255V214H256V216L255 217L254 216L253 217L250 216V217L253 219L252 221L257 226V230H260V232H257L256 229H255L256 226L253 224L254 225L253 228L255 230L256 235L258 233L257 239H258V241L260 239V241L262 243V246L264 247V241H262V240H264V238H263L264 237V219H263L264 218V205H259ZM106 207H108L109 209L108 208L105 209ZM150 208H153V210L150 209ZM142 210H144V213H146V214H144ZM254 210L256 212H254ZM259 210L261 212H259ZM105 211H108V212L105 213ZM139 211H140V213H139ZM257 211H258V213H257ZM137 212H138L139 215L137 214V216H135ZM162 212H163V210H162ZM213 213L214 212L212 210V216L213 217L210 216V220L212 219V221L215 222L216 225L217 224L220 225L219 228L216 227V234L220 232L219 236L224 234L229 227H233V226H236L237 224L241 223L240 222V218L236 217L237 216L236 214H235L236 216L234 215V217H236L235 220H234V217H232V216L231 217L229 215L226 216L225 214L222 213L220 215L221 216L220 217L218 212H216V213H218V215H214ZM64 214H65V217H64ZM118 214H120V215H118ZM181 214H182L183 217H180ZM55 215H57V216L55 217ZM178 217L180 219L182 218L181 221H180V219H178ZM215 217H216V219H215ZM175 218H177V220H179V221H176ZM184 218H185V220H184ZM133 219H135V220H133ZM146 219H147V221H146ZM151 219H154V220H151ZM223 219H224V221H223ZM36 220L38 221L37 224H36ZM39 221H40V224H42V225L39 224ZM219 222H223V224L219 223ZM224 222H227V223H224ZM119 223H121V224H119ZM157 223H159V225H160L158 228H157V226H158ZM179 223H181V225ZM187 224H188V226L190 228L187 226ZM258 224H259V227H258ZM175 227H176V229H175ZM224 228H226V229H224ZM223 231H224V233H223ZM230 241L231 242L233 241V242L231 243ZM178 243H179V245L180 244L182 245V248H180V249H182L181 252L179 250V254L180 255L177 253L178 249L176 250L177 247L179 248ZM163 244L164 245L168 244L169 247L168 246L166 247ZM183 248L184 249L185 248H191V251H190L191 253L183 251ZM209 249H210V251H209ZM3 250H4V252H3ZM165 250H168V251H165ZM171 250H172V252H171ZM42 251L46 252V254H49V255H47V256H46V254L42 255V254H44V252H42ZM160 251L162 253H164V254H167V255L166 256L163 255ZM174 251H176V252H174ZM205 251H206V253H205ZM219 252H220V255H219ZM50 253L53 254V255H51ZM12 254H13V256H15V257L17 256V257L16 258L13 257V256L11 257ZM14 254H16V255H14ZM54 254H55V256H54ZM168 254H170V255H168ZM177 254L179 255V257H178ZM224 254L227 255V256L225 257ZM187 255H188V257H187ZM56 256H57V259H55ZM156 256H157V258H156ZM162 256H164V257H162ZM221 256H223V259L221 258ZM171 257H173V259ZM175 257H176V259H175ZM200 257H202V258H200ZM228 257H231L232 260L229 258L228 261H227L226 259ZM180 258H181V260H180ZM217 258H218V260H217ZM171 259H172V261H171ZM186 259H187V261H185ZM203 260H205V261H203ZM230 261H231V263H230ZM1 262H3V263H1ZM227 263H225V264H227ZM166 264H168V263H166Z\"/></svg>", "mask_w": 264, "mask_h": 264}, {"label": "bare ground", "instance_id": "obj_2", "mask_svg": "<svg viewBox=\"0 0 264 264\" xmlns=\"http://www.w3.org/2000/svg\"><path fill=\"white\" fill-rule=\"evenodd\" d=\"M4 1V0H3ZM18 1V0H17ZM207 0H202V2H201V0H200V3H202L203 4V2H206ZM210 1V0H209ZM212 1V0H211ZM211 1H210V3H211ZM239 1V0H238ZM242 2H244L245 3V6H246V12H248L249 14H246V15H250L251 14V18H252V16L254 15V5L252 6V4L251 3H253L251 0V2H250V4L248 3L249 2V0L248 1H246V0H241ZM260 1V0H259ZM193 2V1H192ZM190 0H43L42 1V4H40V3H35V4H33L32 2H31V0H20L19 2H12V1H10V0H5V4H0V9H1V12L4 14V16H2L3 18H1V20H0V26H2L1 28L3 29V31H1L2 33V35H4V34H6V36L7 35H9L10 37H12V34L13 33H15V32H13V31H15L14 29H16L17 28V26H18V24H20V23H24V22H27V20H29V17L31 18V17H35V19L34 20H32V23L30 22H28V23H22L23 24V27H24V33H26L25 31H28V34H25L26 35V39H25V37H24V39L26 40H24L23 39V41L24 42H27V43H24L25 45L26 44H28V45H31L30 47H29V49H30V51H33L34 52V55H35V52L37 53V54H39V56H40V54H42L44 51L45 52H47V54H49V55H47L46 56V60L47 61H50L51 59H56L57 60V53L60 51V50H57V46H56V42L57 41H60V37H65V35L67 36V38H68V36H69V38L67 39V41L64 43V45H63V43H62V48H63V46H65L66 48H68V49H65V47H64V50H66V54H67V57L66 58H68L69 60H70V62H71V60L73 61V60H75V63L73 62V64H75V66L77 65L76 64V62L78 61L77 59L79 58V56L77 55V54H79L78 52H81L80 50H78L79 48L81 49H83V48H86L87 50H88V48L89 47H83V46H81V47H79V46H76V45H74V43H76L77 41L76 40H78V41H80V39L81 38H78V39H76L77 37V35L79 36V33H84L85 35L86 34H89L90 36H93L94 37V39H96L97 37H96V34H97V32H104V34H106V37L108 36L107 34L109 33V32H111V30H117V31H120L122 28H123V26H128L129 28H130V30H136L137 31V29H139L140 30V27H142V26H144L146 23H148V25H150L149 24V22H151V24H155L156 25V23H157V25H159L158 23H167V27L169 26V24L170 23H173V27H175V26H181L182 27V32H183V34L181 35V36H179V34H178V37L177 38H175L174 36L175 35H177V33H178V31H177V33H176V31H175V35L173 36V34H172V32H171V30H170V32H169V29H168V31H166V42L168 43H166L169 47H170V51H168L167 50V47H166V49H165V51L167 52H169V54H170V56H169V54H165V51H164V53H163V51L162 52H160V53H162V54H160V55H168L170 58V60H167V61H165V62H157V61H153L154 62V64H151V63H149L148 61H147V59L145 58L144 59V65L143 66H145V67H143L142 66V68L143 69H145L146 70V68H149V69H154V68H156V69H163L164 71H166V72H168V73H170L172 76H174V78H176V80L179 82V83H181V86H185L186 87V90H185V88H184V90H182L179 94L181 95V97H180V95H179V101H178V99H177V103L175 102V104L177 105L175 108L174 107H172L171 105H169V104H167L165 101H161L160 102V100L162 99H159V103H166V105H169V106H167L166 108H164V109H162V110H164L165 112H166V110H167V112L166 113H168V114H170V115H168V114H166V115H168V118H169V116H171V120L170 119H168V120H170V123H169V128H167V129H170V130H174V133L176 134V136H177V139L178 140H180V142L178 141V140H173L174 142H176V141H178L179 143L177 144V146H179L180 144H181V146H183L182 145V143H184L185 142V145H184V149H185V151H178V152H176V153H174V151L177 149V148H175V149H172L173 150V153H172V156L171 155H169V156H167V153L171 150H169V149H165L164 148V146L167 148L168 146L167 145H169V144H171V142L170 143H168V142H165V143H168V144H165L164 146H162L161 148L159 147V149H154L153 147H152V144L150 143V144H145L146 142H142V145H143V143L145 144V146L143 147V148H141V146H140V149L144 152V156H146L145 154H147V153H149L148 154V161L147 162H145V163H147L146 164V168L144 169L143 167V171L141 172V176L142 177H147L149 174L150 175H152V174H155L156 175V178H157V185H155V184H153V182L151 183V181L149 182L150 184H153L154 185V188H152L151 186H148V187H151L150 188V190L154 193V196H153V194H152V192L151 191H149V192H151L150 194H152L151 196L152 197H155L157 194H160L161 196H163V198H164V200H165V203H164V205L162 204L163 202H164V200L162 199V197H160V195L157 197L158 199L160 198V200L162 199V203L160 204V205H162V207L164 206L165 207V209H160V205H158V207H159V209L161 210L160 211V213H159V211L157 210V212L156 213H158V214H155V215H157L156 216V218H158V220H155V221H161V226L159 225V223H157L158 224V226H157V228L160 226V228L162 227V229L164 228L165 230H168V229H170V231H168L169 232V234L170 233H172L173 232V230H174V225L175 224H177L176 225V227L178 226V223L176 222V223H174V224H172L173 222H175V221H173L174 219L172 218L173 216L175 217V215L176 214H178V215H180V212L182 213V212H184L183 213V215L185 216V213L186 214H189V215H191V217L193 216V225H192V228H191V230H190V232L187 234V238L189 239V241L190 242H192V243H196L197 241H201V240H205V241H207V242H211V241H214V240H217V239H219V241L220 242H225L226 243V241L227 240H230L232 237H234L235 239H234V241L236 240V242H235V245H234V247L232 248V250H233V254H232V256L234 257V258H232V259H234V261H233V263H231V261H230V263L231 264H264V247L262 246V243H261V241H260V239H259V241H258V239H257V235H258V233H257V235H256V233H255V230H254V228H253V226L255 225L254 224V222L252 221L253 219L251 218V217H253L254 216V214H253V216H251L252 214H251V210L252 209H254V208H256V207H258L259 205H264V71H263V68H260V66L262 65V66H264L263 65V63H264V61H262V60H264L263 58L264 57H260V56H255V59H257V57H260V58H262V60L260 59V58H258V60L259 61H262L263 63L262 64H259V62L257 63V64H259V65H257V66H259V68L260 69H262V71L263 72H260V71H255V67L254 66H251L250 65V70L252 71V72H249V73H251V74H249L248 72H243L245 75L246 74H249L248 76H249V78L247 77V76H245V80L244 81H242L243 83V88L241 87V83H240V85L237 83V86L238 87H241L242 88V90L240 89V88H238V89H240V91H242L243 93H241L239 90V94H240V96H238V97H243V94L245 95V97H247V99H248V101H249V103H248V105H247V107H246V109L244 110V114L245 115H243L242 113H243V110H242V113L241 114H239V115H243L244 116V119H239L240 121L241 120H243V122L240 124L243 128L241 129V131H239V130H236L237 128L236 127H232V128H230V129H226L227 128V126H225V125H222L223 123H221L220 124V122H226V119L230 116V114H228L229 112L231 113V109H233V106H231V104H232V102H231V104H230V106L228 105L227 107H230L231 109H228L227 107H225L226 105L225 104H229V103H227V102H225V106H223V107H225V109L227 108L228 109V111H226L227 113H224V116H222V114H223V112H222V114L220 115V116H222V117H220L219 116V110H217V112H218V116H219V118H223V119H219L218 120V117L216 118V117H213L214 115H215V111L216 110H214V111H212L214 108H212V110H211V108H210V110L213 112V114L210 112V111H208V105H210V104H207V102L205 101V97H206V95L204 96V94H203V90H205V88H204V86H202V85H204L205 83H204V81H206V80H202V82H201V79L203 78V76H201V70L203 69L204 70V68H202L201 70H200V68L201 67H203V66H201V65H204L205 63H208L207 61H205L204 62V60H205V54L207 53L206 52V49H207V46H206V48L205 47H203L204 46V44L202 45V43H199L198 42V40H200V39H198L197 40V38H201L203 35H199V37H198V35L196 34L195 35V33H194V30L198 27V29H199V27L201 26L200 24H199V22H197V19H192L191 17H189V18H187L188 16H191V14L190 13H196L197 12V14H199L200 12H199V7H200V10L201 9H203V5L201 6V4L198 2V0H197V3H199L200 4V6L199 7H197L198 5H196V4H194V2L192 3ZM208 2V1H207ZM207 2H206V5H207ZM247 2V3H246ZM209 3V4H210ZM213 3H214V5H213ZM213 3H212V7H211V4H210V6L209 5H207V6H209V8H207V9H209V10H206L205 8L203 9V10H205V11H211V14H209V16L211 17V15H212V23H210V24H207L208 26H206L207 28H209L210 26L209 25H211V26H216L215 25V19H216V17H217V14L219 15L221 12H222V10H227L228 8L227 7H229V5H231V7L233 6V8L235 9L236 7H238V8H240L239 6H235L234 7V5H235V0H214L213 1ZM244 3H242L243 5H244ZM45 5L46 7H45V11H47V9H50V8H48L49 6H56V9L55 10H57L56 12L58 13V15L56 16V15H53L52 14V8L50 9V12H48V14H46L45 16H47V18H50L49 19V21L47 20L46 22H48V23H46L45 25H44V21L43 20H45V18L42 20L40 17H38L39 15H41L42 13H44L43 11H39L40 10V5ZM234 4V5H233ZM237 4H238V2H237ZM236 4V5H237ZM255 4H257V3H255ZM259 4H260V2H259ZM258 4V5H259ZM10 5H12V7H10ZM238 5H240L241 6V3L240 4H238ZM255 5V7L257 6V7H259V6H261V5ZM204 6H205V4H204ZM206 6V7H207ZM231 7H229L230 9H232L233 10V8H231ZM256 7V8H257ZM125 8H128L127 9V12L126 13H128L129 15L127 16V17H125L126 15H125ZM210 8H211V10H210ZM227 8V9H226ZM238 8L236 9V10H238ZM255 8V9H256ZM260 8V7H259ZM44 9V8H43ZM244 9V10H245ZM262 9H264V7L262 8ZM10 10H12V12L14 13V15H12V16H15V19H16V21L20 18L21 20H19L18 21V24L16 25V21H15V19H14V17H12L11 16V14H10ZM42 10V9H41ZM54 10V9H53ZM55 10H54V12H55ZM69 11V14H68V16L69 17H66V18H62V16H65L64 14H66V11ZM224 10V11H225ZM240 11H242L241 10V8L239 9ZM257 10V9H256ZM255 10V11H256ZM10 11V12H9ZM219 11H221L220 13H219ZM228 11V10H227ZM235 11V10H234ZM233 11V12H234ZM257 11H259V10H257ZM11 12V13H12ZM53 12V13H54ZM55 12V13H56ZM202 12V11H201ZM229 12V11H228ZM228 12H227V15H230V18L232 17L231 15H233V14H228ZM230 12H231V10H230ZM232 12V13H233ZM237 12V11H236ZM262 12H264V11H262ZM262 12H259L260 14L259 15H261L260 16V20H261V17L263 16L264 17V13H262ZM12 13V14H13ZM204 13V12H203ZM206 13V12H205ZM208 13H210V12H208ZM224 13V12H223ZM223 13H221V14H223ZM243 13H244V11H243ZM258 13V12H257ZM256 12H255V14H257ZM263 15H262V14ZM1 14V13H0ZM74 14V15H73ZM77 14V15H76ZM190 14V15H189ZM207 14V13H206ZM220 14V15H221ZM234 14H235V12H234ZM241 12H238V13H236V15H233V16H237L236 18H241L242 16H245V13L244 14H242ZM2 15V14H1ZM0 15V16H1ZM35 15V16H34ZM38 15V16H37ZM43 15V14H42ZM125 15V16H124ZM200 15H201V13H200ZM203 15V14H202ZM66 16H67V14H66ZM187 16V17H186ZM194 16H196L195 14H194ZM208 16V15H207ZM223 16H224V19H225V14H223ZM256 17L258 16V15H255ZM17 17H18V19H17ZM202 18H203V16H201ZM28 18V19H27ZM59 18H61L62 20L60 21V19ZM194 18H196V17H194ZM206 18V17H205ZM229 18V17H228ZM227 18V19H228ZM245 19L247 18V17H244ZM251 18H250V20H251ZM254 18V19H253ZM252 18V21H253V23H256V21H258L257 20V18L255 19V17H253ZM27 19V20H26ZM32 19V18H31ZM245 19H244V21H245ZM249 19V18H248ZM247 19V20H248ZM26 20V21H25ZM202 20V19H201ZM210 20L211 19H209V21L208 22H210ZM217 20H218V18H217ZM220 20H223V18L222 19H220ZM220 20H219V22H220ZM230 20H232V19H230ZM233 20H234V18H233ZM236 20V19H235ZM250 20H248L249 22L247 23V21H246V23L247 24H249L248 26H250L251 24V22H250ZM259 20V21H260ZM263 20H264V18H263ZM15 21V22H14ZM205 21V20H204ZM237 21V20H236ZM239 21V20H238ZM259 21H258V23H257V25L259 24ZM20 22V23H19ZM225 22V21H224ZM228 22H230V21H228ZM228 22H227V24H228ZM263 22V21H262ZM162 23V24H163ZM201 23V22H200ZM240 23H241V21H240ZM253 23H252V25L251 26H253ZM226 23H225V25H227ZM236 24H237V22H236ZM235 24V25H236ZM247 24H243L244 26L245 25H247ZM261 24V23H260ZM259 24V25H260ZM16 25V26H15ZM155 25H153V26H155ZM198 25H200V26H198ZM206 25V24H205ZM220 25H222V24H220ZM219 25V28L216 26V30L217 29H220V26ZM224 25V28H226L227 26H225ZM242 25V24H241ZM241 25H239L238 24V26H241ZM257 25H254V27H252V29L254 30V28H255V26H257ZM258 25V26H259ZM262 26H259V28L261 27V29H259L258 28V26H257V28H255L256 30H254V31H252V29L250 30V32L252 33L253 32V36L255 37V36H257L258 38H259V40H261V41H259L256 37L254 38L251 34H250V32L247 34V35H245V37L247 36L248 38H249V41H251V40H253V39H255V40H258V41H256L255 42V40H253L252 42H255L254 43V45L255 44H257V42H259V43H261L260 45H262V44H264V37H262V32H261V30H262V28H263V30H264V23L263 24H261ZM150 26H152V25H150ZM150 26H149V28H150ZM162 26V25H161ZM163 26H164V24H163ZM203 26V25H202ZM233 26V25H232ZM232 26H230V27H232ZM248 26H246L243 30H245L246 28H248ZM250 26V27H251ZM45 27V29L43 30V32H45L44 33V37L42 36L40 39H38L40 36L38 35V34H40L39 32H40V29H42V28H44ZM127 27V28H128ZM145 28H143V31H144V29H146L147 31H148V29L146 28L147 27V25L146 26H144ZM156 27V26H155ZM164 27H166V24H165V26ZM163 27V28H164ZM166 27V28H167ZM180 27V28H181ZM243 27V26H242ZM249 27V28H250ZM67 28H69V33H70V35L68 34V31H67V33L65 32L66 30H67ZM125 29H126V27H124ZM163 28H161L162 29V31H163ZM169 28L170 29H172V26H169ZM176 28V27H175ZM212 27H210L209 29H211ZM223 30H224V28H223V25H222V27H221ZM235 28V27H234ZM241 28V27H240ZM249 28H248V30H249ZM158 29H160V26H159V28ZM160 29V30H161ZM197 29V30H198ZM202 29V28H201ZM200 29V30H201ZM238 30H239V28H237ZM242 29H241V31H242ZM124 30V29H123ZM130 30H129V32H130ZM142 30V29H141ZM140 30V31H141ZM149 30H151V28L149 29ZM156 30V29H155ZM154 30V31H155ZM166 30V29H165ZM164 30V31H165ZM173 30H176V29H174L173 28ZM172 30V31H173ZM207 30V29H206ZM211 30H214V29H211ZM216 30H214V32H212V33H214V36H215V34H216V32L218 33V31H216ZM226 30V29H225ZM224 30V31H225ZM260 31L261 33H259L258 31ZM17 31V30H16ZM39 31V32H38ZM107 31H109V32H107ZM152 31H153V29H152ZM153 31V32H154ZM164 31H163V33H164ZM196 31V30H195ZM224 31H219V32H221V33H223ZM240 31V30H239ZM3 32H4V34H3ZM19 32V31H18ZM107 32V33H106ZM113 32V34H114V32L115 31H112ZM146 31H144L143 32V35L140 33L139 35H140V37L141 38H139L138 39V41H140L139 43L141 44V46L139 45V43H138V45H139V47H142L141 49L142 50H144V51H146V50H148L150 47H148V45H150L151 44V42H150V44H148V41H147V38H149V37H146L145 36V33ZM149 32V31H148ZM157 32H159V31H157ZM203 32V31H202ZM206 32V31H205ZM246 32H247V30H246ZM255 32H257V33H255ZM38 33V34H37ZM81 33V34H82ZM101 33H98V35H101ZM121 33H123V32H121ZM126 33H127V31H126ZM131 33V32H130ZM137 32H135V34H136ZM150 33V32H149ZM155 33V32H154ZM154 33H152L153 34V36L155 37L157 34L158 35H160L159 33H155V35H154ZM169 33V34H168ZM197 33V32H196ZM201 33V32H200ZM208 33H210V34H208ZM212 33L210 32V30H208V32H206V34L207 35H209V36H211L212 35ZM221 33H219V34H221ZM225 33V32H224ZM242 33V32H241ZM245 33V31H243V34ZM36 34H37V36H39L38 38H36L37 36H36ZM41 34H43V33H41ZM68 34V35H67ZM110 34H112V33H110ZM109 34V35H110ZM117 34H118V32H117ZM117 34H115V35H117ZM119 34H120V32H119ZM118 34V35H119ZM132 34V33H131ZM130 34V35H131ZM138 34V33H137ZM152 34H150V36L152 35ZM203 34H204V32H203ZM264 34V33H263ZM15 35V34H14ZM13 35V36H14ZM102 35H103V33H102ZM126 35V34H125ZM133 35V34H132ZM138 35V36H139ZM222 35V37H220V40H222V39H224V36L223 35H225V34H221ZM220 35V36H221ZM248 35H251L252 37H253V39H251ZM5 36V35H4ZM3 36V37H4ZM18 36V35H17ZM16 36V37H17ZM20 36H22V33H21V35ZM71 36V37H70ZM87 36V35H86ZM111 36V35H110ZM122 36H124V35H122ZM127 36H129L128 34H127ZM136 37H137V35H135ZM147 36H148V34H147ZM205 37H206V35H204ZM203 36V37H204ZM214 36H212V37H214ZM242 36H244V35H242ZM264 36V35H263ZM1 37V36H0ZM10 37H7V39H8V41H9V38ZM83 37V39H85L84 38V36H82ZM96 37V38H95ZM100 37V36H99ZM98 37V38H99ZM102 37V36H101ZM104 37V36H103ZM115 37V36H114ZM130 37V36H129ZM134 37V36H133ZM163 37H164V35H162V39H163ZM212 37H210V39H208V40H210V42H211V40H212ZM244 37V38H245ZM2 38V37H1ZM15 38V37H14ZM108 38V37H107ZM111 38V37H110ZM124 38V37H123ZM123 38H122V40H123ZM128 38V37H127ZM138 38V37H137ZM146 38V39H145ZM153 38V37H152ZM157 38V37H156ZM156 38H154L155 39V41H156ZM208 38V37H207ZM215 38V37H214ZM248 38H247V40L246 41H248ZM19 39V38H18ZM64 40H65V38H63ZM90 39V38H89ZM89 39H86V40H89ZM112 39V38H111ZM119 39H121L120 37H119ZM126 39V38H125ZM131 39V38H130ZM135 39V38H134ZM133 39V40H134ZM202 39V38H201ZM205 40H206V38H204ZM251 39V40H250ZM5 40V39H4ZM16 40V39H15ZM64 40H63V42H64ZM85 40V41H86ZM101 40H104V39H101ZM106 40V39H105ZM127 40V39H126ZM136 40V39H135ZM161 40V39H160ZM164 40V41H165ZM208 40H206V41H208ZM214 40V39H213ZM215 40H219V39H215ZM215 40L213 41V42H215ZM226 40V39H225ZM230 40V39H229ZM1 41H3V40H1ZM0 41V42H1ZM19 41V40H18ZM76 41V42H75ZM84 41V42H85ZM96 41H98L97 39H96ZM95 41V42H96ZM100 41V40H99ZM110 41H112V40H110ZM109 41V42H110ZM120 41V40H119ZM125 41V40H124ZM137 41V40H136ZM137 41V42H138ZM223 41V40H222ZM242 41V40H241ZM244 41V40H243ZM246 41H244V42H246ZM249 41L248 42H246V43H248L249 44ZM5 42V41H4ZM20 42H21V39H20ZM81 42V41H80ZM88 42V41H87ZM90 42V44H92L93 42H94V40H93V42H91V41H89ZM101 42V41H100ZM129 42H131V41H129ZM136 42V43H137ZM160 42V41H159ZM159 42H158V44H159ZM162 42H163V40H162ZM219 42V41H218ZM217 42V43H218ZM238 42H239V40H238ZM18 43V42H17ZM22 43V42H21ZM60 43V44H61ZM82 43H83V41H82ZM102 43V42H101ZM100 43V44H101ZM122 43V42H121ZM132 43H133V41H132ZM154 43V47H156V45H155V43L156 42H153ZM153 43L151 44V45H153ZM212 43V42H211ZM210 43V44H211ZM216 43V42H215ZM223 43V42H222ZM226 43V42H225ZM243 43V42H242ZM6 44V43H5ZM73 44V45H72ZM84 44V43H83ZM85 44H87V43H85ZM94 44V43H93ZM98 44V43H97ZM118 44V43H117ZM130 45H131V43H129ZM133 44H135V43H133ZM207 44H209V43H207ZM219 44V43H218ZM218 44H217V46H218ZM221 44V43H220ZM227 44V43H226ZM226 44H224L223 43V45H225L226 46ZM12 45V44H11ZM18 45V44H17ZM79 45V44H78ZM88 45H89V43H88ZM87 45V46H88ZM101 45H104V43L103 44H101ZM116 45V44H115ZM126 45V44H125ZM136 45V44H135ZM135 45H134V47L133 48H136L135 47ZM162 45V44H161ZM222 45V44H221ZM220 45V46H221ZM250 45H251V43H250ZM252 45H253V43H252ZM251 45V47H253L254 48V46H252ZM260 45L258 44V45H255V47L256 48H259V50H260V48L262 47H260ZM6 46H7V44H6ZM24 46V45H23ZM91 46V45H90ZM95 46H96V44H95ZM105 46V45H104ZM107 46V45H106ZM117 46H120L119 44L117 45ZM137 46V45H136ZM159 46V45H158ZM163 46V45H162ZM212 46V45H211ZM216 46V45H215ZM229 46H231V45H229ZM237 46V45H236ZM246 46V45H245ZM245 46H243V48L245 47ZM264 46V45H263ZM1 47H3V46H1ZM10 47V46H9ZM12 47V46H11ZM14 47V46H13ZM19 48H20V46H18ZM25 47H27V45L25 46ZM25 47H23V48H25ZM60 47V46H59ZM103 47V46H102ZM152 47V46H151ZM154 47H153V49H154ZM164 47H165V43H164ZM164 47H162V48H164ZM168 47V48H169ZM249 47V46H248ZM247 47V48H248ZM19 48H17L18 50H20L21 51V48L19 49ZM22 48V49H23ZM32 48H33V50H32ZM61 48V49H62ZM104 48V47H103ZM107 48V47H106ZM137 48H138V46H137ZM136 48V49H137ZM160 48H161V46H160ZM202 48H204L205 49V52L206 53H204V51L202 52ZM208 48H209V46H208ZM223 48V47H222ZM226 48V47H225ZM246 48V47H245ZM244 48V49H245ZM8 49H10V48H8ZM14 49L16 50V48L14 47ZM14 49L12 48L11 50H13L14 51ZM29 49H27V50H29ZM59 49V48H58ZM92 49H94V48H92ZM108 49V48H107ZM119 49V48H118ZM130 49V48H129ZM134 50V49H132L134 52L135 51H137V50ZM151 49V48H150ZM149 49V50H150ZM158 49V48H157ZM203 49V50H204ZM213 49V48H212ZM215 49V48H214ZM240 49V51L242 50V47H240L239 48ZM243 49V50H244ZM249 49H250V47H249ZM252 49V48H251ZM255 49V48H254ZM262 49H263V47H262ZM1 50H2V48H1ZM26 50V49H25ZM27 50H26V52H27ZM46 50H48V51H46ZM152 50V49H151ZM150 50V51H151ZM155 50V49H154ZM161 50V49H160ZM218 50H221V49H218ZM246 50V49H245ZM23 51H24V49H23ZM61 51H63V50H61ZM83 51H85V50H83ZM89 51V50H88ZM103 52L105 51V50H102ZM107 51V50H106ZM143 51V52H144ZM153 51V50H152ZM209 51V50H208ZM211 51V50H210ZM213 51H215V50H213ZM216 51H217V47H216ZM223 51H224V49H223ZM226 51V50H225ZM230 51V50H229ZM247 52H248V50H246ZM258 51V49L256 50V52ZM261 51H263L264 52V50H261ZM261 51H258L257 53H255V50L253 51V53H255L256 55H260L259 54V52H261ZM7 52H9V50H7ZM32 52V53H33ZM93 52V51H92ZM108 52V51H107ZM133 52V53H134ZM142 51H141V53L142 54H146V56H150L151 55V53L149 52V51H147V52H149L150 54H148L147 52L146 53H143ZM153 52H156V50L155 51H153ZM212 52V51H211ZM218 52V51H217ZM220 53H222L221 51H219ZM233 52V51H232ZM239 52V51H238ZM251 52V54L250 55H248V57L249 56H251L253 53H252V51H250ZM250 52H248V53H250ZM2 52H0V55H3V54H1ZM10 53V52H9ZM18 53V52H17ZM31 53V54H32ZM82 54H83V52H81ZM80 53V54H81ZM130 54H131V50H130V52H129ZM139 53V52H138ZM215 54L214 55H212L213 57L215 56H217L216 55V52H214ZM244 53H246V52H244ZM13 54V53H12ZM11 54V55H12ZM15 54H16V52H15ZM14 54V55H15ZM18 54H20V52L18 53ZM17 54V55H18ZM22 54H23V52H22ZM28 54V53H27ZM37 54H36V56H37ZM63 54V53H62ZM79 54V55H80ZM104 54V53H103ZM136 54L137 53H135V56H136ZM148 54V55H147ZM158 54V53H157ZM208 54V53H207ZM206 54V56H210L211 57V55H207ZM210 54V53H209ZM224 54H226V52H224ZM255 54H253V59H254V55ZM262 54V53H261ZM7 55L9 56V54L7 53ZM10 55V56H11ZM17 55H16V57H17ZM25 55V54H24ZM132 55V54H131ZM134 55V54H133ZM138 55V54H137ZM144 55H142V56H144ZM153 55H155V54H153ZM152 55V56H153ZM160 55H158L159 57H160ZM220 55V54H219ZM232 55V54H231ZM231 55H229V56H231ZM4 56H6V55H4ZM30 56H32V55H30ZM83 56H84V54H83ZM91 56H93V55H91ZM108 56V55H107ZM223 56V55H222ZM221 56V57H222ZM228 55H226V57H227ZM228 56V57H229ZM245 56V55H244ZM263 56H264V53H263ZM2 56H0V58H1ZM13 57V56H12ZM12 57H8L9 59L11 58V60H13L12 59ZM35 57V56H34ZM38 57V56H37ZM57 57V58H56ZM129 58H131L132 59V56L130 57V55L128 56ZM137 57V56H136ZM135 57V58H136ZM139 57V56H138ZM145 57V56H144ZM154 57V56H153ZM156 57V56H155ZM210 57H209V59H210ZM213 57H211V59L210 60H212V58ZM241 57V56H240ZM246 57V56H245ZM247 57V58H248ZM6 58V57H5ZM5 58H3V59H5ZM7 58V59H8ZM18 58V57H17ZM32 57H30V59H31ZM64 59V60H67V59ZM88 58H90V56L88 57ZM87 58V59H88ZM135 58H133V60L135 59ZM157 58V57H156ZM163 58H165V57H163ZM167 58V57H166ZM208 58V57H207ZM220 58V57H219ZM230 58V57H229ZM239 57L237 56V59H238ZM242 58V57H241ZM252 58H249V60L251 61L252 60V65H253V59ZM2 59V58H1ZM0 59V60H1ZM35 59V58H34ZM33 58H32V60H34ZM87 59H86V61H87ZM91 59V58H90ZM111 59V58H110ZM137 59V58H136ZM141 59V58H140ZM209 59H207L208 61H209ZM214 59V58H213ZM228 59V58H227ZM232 59V58H231ZM10 60V61H11ZM18 60V59H17ZM31 60V61H32ZM61 60V59H60ZM81 60V59H80ZM80 60H79V62H80ZM107 60V59H106ZM139 60V59H138ZM137 60V61H138ZM224 60H226L225 59V56H224ZM223 59H221V61L223 62L224 61ZM258 60H255V61H258ZM3 61V60H2ZM4 61H6V60H4ZM3 61V62H4ZM9 61V62H10ZM89 61V60H88ZM87 61V63H89ZM134 61H136V60H134ZM140 61V60H139ZM177 61V62H176ZM214 61H218V60H214ZM219 61H220V59H219ZM227 61V60H226ZM225 61V63H223V65L225 64L226 66H227V63L229 62H226ZM231 61V60H230ZM235 61V60H234ZM238 62H240V59H238L237 60ZM237 61H236V65H235V67L237 66ZM244 61V60H243ZM247 61H248V59H247ZM255 61H254V63H255ZM7 62V61H6ZM8 62V63H9ZM33 62L34 61H32V63L31 64H33ZM62 62H65V61H62ZM67 62V61H66ZM69 62V63H70ZM93 62V61H92ZM110 62V61H109ZM141 62V63H142ZM222 62H220L221 63V65H222ZM232 62H233V60H232ZM231 62V63H232ZM246 62V61H245ZM59 63V62H58ZM68 63V64H69ZM142 63V64H143ZM213 63V60H212V62L210 63V64H212ZM218 63V62H217ZM219 63V64H220ZM233 63H235V62H233ZM233 63H232V65H233ZM250 63V62H249ZM7 64V63H6ZM60 64V63H59ZM63 64H65V63H63ZM72 64V63H71ZM72 64V65H73ZM111 64V63H110ZM150 64V65H149ZM229 65H230V62L228 63ZM247 64H248V62H247ZM56 65L58 66V64H57V61H56ZM79 65V64H78ZM81 65V64H80ZM88 65V64H87ZM106 65H108L107 63H106ZM135 65V64H134ZM133 65V66H134ZM206 65V64H205ZM204 65V66H205ZM209 65V64H208ZM207 65V67H209ZM216 65H218V64H216ZM225 65H224V67H225ZM228 65V66H229ZM232 65H231V67H232ZM246 64H244V66H245ZM66 66V65H65ZM68 66V65H67ZM66 66V67H67ZM71 66V65H70ZM75 66H74V68H75ZM85 66V65H84ZM90 65H88V68H90L89 67ZM92 66V65H91ZM129 66H130V64H129ZM132 66V65H131ZM130 66V67H131ZM136 66V65H135ZM244 66H242L243 68H244ZM256 66V67H257ZM261 66V67H262ZM72 67V66H71ZM80 67V66H79ZM79 67H77L76 66V68H79ZM107 68H108V66H106ZM105 67V68H106ZM111 67V66H110ZM114 67V66H113ZM137 67H138V69H137ZM135 69L136 70H139L140 68H139V66H137ZM217 68H218V66H216ZM223 67V68H224ZM230 67V66H229ZM239 68H242V67H240V66H238ZM253 67L255 68L254 70H253ZM75 68V69H76ZM105 68H104V70H105ZM106 68V69H107ZM134 68V67H133ZM141 68V69H142ZM206 68V67H205ZM220 68H222V67H220ZM222 68V69H223ZM226 68V67H225ZM225 68H224V71H225ZM242 68V69H243ZM258 68V67H257ZM258 68V69H259ZM55 69V68H54ZM80 69V68H79ZM79 69H78V71H79ZM103 69V68H102ZM131 69V68H130ZM153 69H152V71H150V73L149 74H147V75H150L151 74V72H153ZM227 69H229V68H227ZM234 69V68H233ZM259 69V70H260ZM34 70H36V69H34ZM88 70V69H87ZM90 70V69H89ZM113 70V69H112ZM111 70V71H112ZM158 70V72H159V74L162 72V71H159ZM203 70H202V73H203ZM211 70V69H210ZM220 72L222 71V73H220L221 75H222V77H223V70H221V69H218ZM231 68H230V72H231ZM236 70V69H235ZM249 70V69H248ZM247 70V71H248ZM249 70V71H250ZM116 71H117V69H116ZM131 71V70H130ZM133 71V70H132ZM139 71H141V70H139ZM157 71V70H156ZM213 71V70H212ZM217 71V70H216ZM229 71V70H228ZM240 71V70H239ZM101 72H104V71H101ZM110 72V71H109ZM109 72L107 73V74H109ZM113 72V71H112ZM119 72V71H118ZM136 72H138V71H136ZM141 72H144V73H146L147 71H141ZM141 72H140V74H141ZM215 72V71H214ZM214 72H212L213 74H214ZM226 72V71H225ZM224 72V74L225 75H229L228 73H230V72H227V73H225ZM233 72V71H232ZM231 72V73H232ZM234 72H236V74H239L238 73V69H237V71H234ZM233 72V74H231L232 76H229L230 78H228V80L229 79H231V78H233V79H238V78H234V76H235V73ZM35 73V72H34ZM106 73H103V74H105L106 75ZM143 73V74H144ZM154 73V72H153ZM165 73V72H164ZM163 72L161 73V75L162 74H164ZM216 74L218 73V71L217 72H215ZM45 74V73H44ZM110 74H111V72H110ZM109 74V75H110ZM117 74L118 73H116L115 75L117 76ZM129 74H130V72H129ZM134 74H135V72H134ZM138 74V73H137ZM158 74V75H159ZM204 74V73H203ZM206 74V73H205ZM219 74V75H220ZM15 75V74H14ZM21 75H23V74H21ZM20 75V76H21ZM25 75V74H24ZM36 75V74H35ZM132 76H133V73L131 74ZM142 75V74H141ZM152 75V74H151ZM154 75V74H153ZM170 75V76H171ZM212 75V74H211ZM220 75V76H221ZM242 75V74H241ZM251 75V76H250ZM11 76V75H10ZM9 76V77H10ZM20 76H16V77H20ZM25 76H27V75H25ZM24 76V77H25ZM113 76V75H112ZM116 76H115V78H116ZM136 76V75H135ZM139 78H142V77H140V75H137ZM143 76V75H142ZM160 76V75H159ZM165 76V75H164ZM200 76L202 77L201 79H200ZM206 76V75H205ZM204 76V78H206ZM212 76H214V75H212ZM216 76H218V75H215V77ZM220 76H218L219 78H220ZM240 76V75H239ZM238 76V77H239ZM8 77V78H9ZM105 78H106V76H104ZM109 77V76H108ZM124 77V76H123ZM209 77V76H208ZM13 78V77H12ZM23 78V77H22ZM25 78H27V77H25ZM25 78H23L22 80H24ZM103 78V77H102ZM110 78V77H109ZM112 78H114V77H112ZM122 78V77H121ZM126 78V77H125ZM129 78V77H128ZM127 78V79H128ZM131 78V77H130ZM139 78H134V79H138L137 81H139ZM148 78H157L156 76L155 77H148ZM148 78H146V79H148ZM227 78V77H226ZM20 79V78H19ZM133 79V78H132ZM131 79V80H132ZM134 79H133V81H134ZM143 79H145V77L143 76ZM143 79H142V81H143ZM146 79L144 80V81H146ZM207 79V78H206ZM217 79V78H216ZM215 79V80H216ZM224 79V78H223ZM239 79H240V77H239ZM243 79H244V77H243ZM10 80H11V78H10ZM26 80V79H25ZM24 80V81H25ZM102 80V79H101ZM104 80V79H103ZM106 80H108V79H105L104 81H106ZM119 80V79H118ZM122 80V79H121ZM130 80V79H129ZM130 80V81H131ZM214 80V81H215ZM222 79H220V81H221ZM12 81V80H11ZM132 81V82H133ZM140 81H141V79H140ZM148 81V80H147ZM174 81V80H173ZM218 81V80H217ZM231 81H233V80H231ZM237 81V80H236ZM102 82V81H101ZM110 82V81H109ZM111 82H112V79H111ZM115 82V81H114ZM113 82V83H114ZM122 82V81H121ZM120 82V83H121ZM125 82H126V79H125ZM129 82V81H128ZM211 81L209 80V84L211 85V83H210ZM225 82V81H224ZM8 83V82H7ZM19 83H20V81H19ZM23 83V82H22ZM22 83H20V85H22ZM103 83V82H102ZM118 83V82H117ZM117 83H116V85H113V84H111V83H109L110 85H106V84H108V82L105 84V87L107 86H109L107 89L105 88L104 90H106V94L108 93V91L109 90H111L112 89V87H111V85L114 87V90H116L117 89V91H118V89L119 88H117V87H119L118 85H117ZM134 83H136V80H135V82ZM143 82H141V84H142ZM148 82H145L144 84L146 85ZM172 83H174V82H172ZM178 83V84H179ZM202 83H204V84H202ZM213 83V82H212ZM217 82H215L214 83V85L216 84ZM218 83H219V81H218ZM235 83V82H234ZM129 84V83H128ZM132 83L130 82V85H131ZM140 84V85H141ZM175 84H176V82H175ZM103 85V84H102ZM122 85H124L123 83H122ZM139 85V86H140ZM177 85V84H176ZM208 85V84H207ZM220 85V87H221V83L219 84ZM223 85H225L224 83H223ZM227 85V84H226ZM225 85V86H226ZM231 86H233V84H230ZM115 86H117L116 88H115ZM135 86V85H134ZM133 86V87H134ZM138 86V85H137ZM137 86H135V87H137ZM138 86V87H139ZM142 86H143V84H142ZM209 86V85H208ZM211 86H213V85H211ZM227 86H229V84L227 85ZM101 87V86H100ZM110 87H111V89H110ZM129 87H131V86H129ZM134 87V88H135ZM144 87V86H143ZM149 88V86H146V88ZM160 87V86H159ZM167 87V86H166ZM165 87V88H166ZM215 87H217V84H216V86ZM214 86L212 87V88H215ZM220 87H218V88H220ZM103 88V87H102ZM141 88V87H140ZM150 88H151V86H150ZM175 88V87H174ZM182 88V87H181ZM204 88V89H203ZM206 88H207V86H206ZM235 88H237V87H235ZM123 89V88H122ZM144 89V88H143ZM156 89V88H155ZM179 89H180V86H179ZM183 89V88H182ZM208 89V88H207ZM210 89V88H209ZM232 89V90H231ZM234 89V86L233 87H231L229 90H231V92L232 91H234L233 90ZM123 90H125V89H123ZM136 90V89H135ZM139 90H141V89H138V91ZM148 90V89H147ZM150 90H152V89H150ZM168 90V89H167ZM177 90V89H176ZM213 90V89H212ZM216 90V89H215ZM218 90V89H217ZM120 91H121V89H120ZM119 91V93H121ZM137 91V92H138ZM142 91V90H141ZM141 91L139 92V94L141 93ZM179 91V90H178ZM206 91V90H205ZM210 91V90H209ZM208 91V92H209ZM227 91V90H226ZM237 91V90H236ZM113 92H116V91H112V92H110L109 94H111L112 93V96H113V94H115L114 96H116L117 94L116 93H113ZM144 92V91H143ZM156 92V91H155ZM160 92H162V91H160L159 90V92H157V93H154V94H156L155 96H157ZM172 92V91H171ZM175 92V91H174ZM214 92V91H213ZM230 92V91H229ZM146 93V92H145ZM150 93V92H149ZM149 93L144 97V98H146V99H144V101H148V99L149 98H152L151 97V95L153 96V93H152V91H151V93H150V95H149ZM163 93V92H162ZM170 93V92H169ZM205 93V92H204ZM210 93V92H209ZM208 93V94H209ZM217 93H220V92H217ZM217 93H214V95L215 94H217ZM233 93V92H232ZM232 93H230L231 95H232ZM143 94V93H142ZM175 94V93H174ZM229 94V93H228ZM227 94V95H228ZM235 94V93H234ZM241 94H242V96H241ZM57 95V94H56ZM62 95V94H61ZM108 95V94H107ZM106 95V97H108ZM119 95V94H118ZM117 95V96H118ZM123 95V94H122ZM145 95V94H144ZM143 95V96H144ZM160 95V94H159ZM158 95V98L160 97ZM163 95V94H162ZM167 95V94H166ZM210 95V94H209ZM208 95V96H209ZM223 95V94H222ZM225 95H226V92H225ZM224 95V96H225ZM236 95V94H235ZM112 96H111V98H112ZM117 96H116V99H117ZM143 96H140V100L142 101V97ZM207 96V97H208ZM217 96H220V94L219 95H217ZM223 96V97H224ZM56 97V96H55ZM149 97V98H148ZM162 97V96H161ZM163 97H165V96H163ZM233 96H231L230 98H232ZM110 98V95H109V99H111ZM153 98H155L154 96H153ZM152 98V99H153ZM174 98V97H173ZM216 98V95H215V97L214 98H212L213 100L212 101H214V99ZM218 98H220V97H218ZM114 99V98H113ZM157 99V98H156ZM208 99H210V96L208 97ZM217 99V98H216ZM215 99V101L217 102V100ZM241 99V98H240ZM244 99V98H243ZM52 100V99H51ZM106 100H107V98H106ZM149 100H151V99H149ZM245 100V99H244ZM57 101H59V100H57ZM109 101V100H108ZM108 101H107V103H108ZM113 101H115V99L113 100ZM117 101H121V99L119 100V98L117 99ZM117 101H115V102H117ZM153 101V100H152ZM170 101V100H169ZM174 101V100H173ZM219 101H220V99H219ZM222 102H223V100H221ZM230 101V100H229ZM246 101V100H245ZM52 102H56V101H52ZM109 102H112V101H109ZM156 102V101H155ZM172 102V101H171ZM241 102V101H240ZM247 102V101H246ZM41 104H42V102H40ZM57 103V102H56ZM56 103H55V105H56ZM128 103H130V101L128 102ZM144 104H146L145 102H143ZM142 103V104H143ZM157 103V102H156ZM164 103V104H165ZM172 103H174V102H172ZM208 103H209V101H208ZM210 103H213V102H210ZM218 103V102H217ZM234 103V105L236 104L235 103V101L233 102ZM112 104V103H111ZM111 104H109L108 106H111ZM114 104V103H113ZM136 104V103H135ZM150 104V103H149ZM222 104V103H221ZM221 104H219L218 103V105L220 106ZM37 105V104H36ZM38 105H39V103H38ZM116 105H118V104H116ZM121 105V104H120ZM130 105V104H129ZM129 105H128V107H129ZM146 105H148V104H146ZM162 105V104H161ZM215 105V104H214ZM233 105V104H232ZM114 106V105H113ZM131 106V105H130ZM140 106H142V105H140ZM152 106H154V110L156 109H158L159 107H156L155 108V105H153L152 104ZM157 106V105H156ZM171 106V107H170ZM212 106V105H211ZM217 106V105H216ZM237 106V105H236ZM112 107V106H111ZM116 107V106H115ZM121 107V106H120ZM120 107H117V108H120ZM139 107V106H138ZM150 107H151V105H150ZM162 107V106H161ZM213 107V106H212ZM221 107V106H220ZM241 107V106H240ZM7 108V107H6ZM10 108V107H9ZM38 108H43V107H38ZM131 108V107H130ZM129 108V109H130ZM133 108V107H132ZM140 108V107H139ZM146 108V106L144 107V111L146 110L145 109ZM217 108V107H216ZM36 109V108H35ZM57 109V108H56ZM134 109V108H133ZM148 109V108H147ZM166 109V110H165ZM218 109V108H217ZM221 109V108H220ZM224 109V108H223ZM225 109L223 110V111H225ZM240 109V108H239ZM6 109H4L3 111H5ZM134 110H136L137 111V109H134ZM143 110V109H142ZM151 110V109H150ZM153 109H152V112L154 111ZM230 110V111H229ZM234 110V109H233ZM238 109H236V111H237ZM12 111V110H11ZM37 111V110H36ZM55 111V110H54ZM139 111H141V109H139ZM143 111V112H144ZM236 111H235V113H236ZM240 111H241V109H240ZM6 112V111H5ZM4 112V113H5ZM38 112V111H37ZM37 112H36V114H37ZM56 112V111H55ZM135 112V111H134ZM145 112H147V110L145 111ZM156 111H154L153 113H155ZM157 112H160L159 110L157 111ZM165 112H162L163 114L165 113ZM208 112H210V113H208ZM11 113H14V112H10V114ZM38 113H41V112H38ZM148 113V112H147ZM150 113V112H149ZM149 113H148V115H149ZM233 113V112H232ZM235 113H233V114H235ZM8 114H9V112H8ZM7 114V115H8ZM10 114L8 115L9 117H10ZM15 114V113H14ZM28 114L30 115V113H27V116H28ZM42 114V113H41ZM150 114H152V113H150ZM155 114H157V113H155ZM155 114H153V115H155ZM158 114H160V113H158ZM209 114H211V115H209ZM228 114V115H227ZM232 114V115H233ZM32 115V114H31ZM30 115V116H31ZM33 115H35V114H33ZM225 115H226V119H225ZM0 116H3V114L2 115H0ZM5 116H6V113H5ZM26 116V117H27ZM29 116V117H30ZM118 116H119V114H118ZM215 116H217V115H215ZM243 116H241L242 118H243ZM28 117V118H29ZM158 117V116H157ZM167 117V116H166ZM233 117V116H232ZM31 118V117H30ZM109 118V117H108ZM118 118V117H117ZM137 118V117H136ZM135 118V119H136ZM164 118V117H163ZM229 118H231V116L229 117ZM228 118V119H229ZM236 118V117H235ZM111 119V118H110ZM110 119H108L109 121H110ZM216 119H217V121H216ZM29 120H31V119H29ZM107 120V124H108V121ZM118 120V119H117ZM140 120V119H139ZM225 120V121H224ZM27 122H30V121H28V119L26 120ZM75 121H77V119L75 120ZM112 121V120H111ZM115 122H116V120H114ZM147 122H149L148 120H146ZM220 121V122H219ZM233 121V120H232ZM235 121H237L236 123H238V120H236L235 119ZM240 121H239V123H240ZM79 122V121H78ZM78 122H74L75 123V125L78 123ZM80 122H81V120H80ZM113 122V121H112ZM141 122V121H140ZM142 122H143V119H142ZM25 123L26 122H24V126L25 127H27V125H25ZM132 123V122H131ZM133 123H135V122H133ZM132 123V124H133ZM228 122H226V124H227ZM235 123V122H234ZM26 124H28V123H26ZM79 124V123H78ZM114 124V123H113ZM121 124V123H120ZM119 124V125H120ZM132 124H130L132 127H133V125ZM135 124H137V122L135 123ZM138 124H139V122H138ZM146 124H148V123H146ZM155 124V123H154ZM153 124V125H154ZM74 125V124H73ZM109 125H110V123H109ZM130 125H129V127H130ZM139 125H142V123L141 124H139ZM162 125L163 124H161V123H159V122H157V124H155L154 126H156L155 128L158 130V131H160V130H162ZM164 125H166V124H164ZM230 125V124H229ZM78 126H80V124L79 125H77V127ZM117 126V125H116ZM135 126V125H134ZM144 126V125H143ZM224 126L226 127V128H224ZM24 127V128H25ZM28 127H29V125H28ZM71 127H72V123H71ZM76 127V128H77ZM81 127V126H80ZM83 127V126H82ZM109 127V126H108ZM118 127V126H117ZM116 127V128H117ZM128 127V126H127ZM131 127V128H132ZM229 127V126H228ZM153 128V127H152ZM151 128V129H152ZM166 128V127H165ZM165 128L163 129V130H165ZM115 129V128H114ZM118 129V128H117ZM142 129V128H141ZM154 129V128H153ZM166 129V130H167ZM127 130V129H126ZM130 130V129H129ZM128 130V131H129ZM144 130H145V128H144ZM162 130V131H163ZM169 130V131H170ZM115 131V130H114ZM153 131V130H152ZM3 132V131H2ZM24 132V131H23ZM108 132V131H107ZM142 132V131H141ZM140 132V133H141ZM144 132H146V130L144 131ZM171 132V131H170ZM173 132V131H172ZM230 132L232 133V134H230ZM6 133V132H5ZM124 133V132H123ZM129 133V132H128ZM147 133V132H146ZM154 134H155V132H153ZM163 133V132H162ZM166 133H169V132H166L165 131V135H168V134H166ZM125 134H126V132H125ZM125 134H123V135H125ZM142 134V133H141ZM145 134V133H144ZM161 134V133H160ZM164 134H162V135H164ZM114 135V134H113ZM117 135V134H116ZM119 135V134H118ZM128 135V134H127ZM156 135V134H155ZM158 136H159V134H157ZM18 136V135H17ZM92 137H93V135H91ZM108 136V135H107ZM130 136V135H129ZM152 136V135H151ZM175 136V137H176ZM5 137V136H4ZM8 137V136H7ZM91 137V138H92ZM116 137V136H115ZM125 137H128V136H125ZM141 138V140H142V136H140ZM145 137H147V135L145 136ZM160 137V139L161 138H163V136H159ZM158 137V138H159ZM166 137V136H165ZM22 138V137H21ZM122 138H123V136H122ZM131 138V137H130ZM158 138H157V140H158ZM168 138H169V136H168ZM11 139V138H10ZM16 139V138H15ZM125 139V138H124ZM123 139V140H124ZM154 139V138H153ZM9 140V139H8ZM12 140V139H11ZM10 140V141H11ZM21 140V139H20ZM76 140V139H75ZM89 140H91V139H89ZM94 140V139H93ZM140 140V141H141ZM147 140V139H146ZM145 140V141H146ZM154 140H156V138L154 139ZM171 140V139H170ZM3 141V140H2ZM130 141V140H129ZM128 141V142H129ZM132 141V140H131ZM139 141V142H140ZM13 142V141H12ZM64 142V141H63ZM72 142V141H71ZM74 142V141H73ZM148 142V141H147ZM173 142V143H174ZM88 143V142H87ZM115 143V142H114ZM65 144V143H64ZM86 144V143H85ZM106 144H107V142H106ZM135 144V143H134ZM90 145V144H89ZM174 145V144H173ZM81 146H82V144H81ZM87 146V145H86ZM85 146V147H86ZM2 147V146H1ZM83 147V146H82ZM88 147V146H87ZM90 147H91V145H90ZM133 147V146H132ZM135 147H137L136 145H135ZM134 147V148H135ZM172 146L170 145V147L169 148H171ZM231 147L233 148V149H235L237 152H234L232 149H231ZM138 148H139V146H138ZM173 148V147H172ZM227 148V150L230 148L231 150H228L229 152L230 151H233L236 155H238L237 157H239L238 159H239V161H237V165L236 164H234L235 163V161H234V163L232 164L231 163V160L228 158V157H231V155H229V154H227V155H229V156H227L225 153H222L223 151H221V149H226ZM82 150H83V148H81ZM89 149V148H88ZM136 149V152L138 151V150H140V149H138L137 150V148H135ZM240 151H242L241 153H239V150ZM109 150V149H108ZM134 150V149H133ZM132 150V151H133ZM169 150V151H168ZM172 150H171V152H172ZM227 150H225L226 151V153H227ZM119 151H117L116 152V154L118 153ZM135 151H133V153H134ZM135 152V153H136ZM120 153V152H119ZM119 153L117 154V155H119ZM83 154H85V153H83ZM109 154V156H111L112 157V153H108ZM111 154V155H110ZM137 154V153H136ZM136 154H134V155H136ZM223 154H225L224 156H223ZM231 154L233 155V153L231 152ZM235 154H234V156H235ZM114 155V154H113ZM133 155V154H132ZM133 155V156H134ZM141 155H143V154H141ZM108 156V155H107ZM107 156H105V157H107ZM109 156H108V158H109ZM233 156V157H234ZM113 157H115V156H113ZM121 157H124V155H122ZM121 157H119V158H121ZM131 157V156H130ZM147 157V156H146ZM236 157V156H235ZM236 157V158H237ZM132 158H134V159H136L137 160V156H136V158L135 157H132ZM139 158H140V156H139ZM138 158V159H139ZM143 158V157H142ZM236 158H232V160L234 159V160H236ZM116 159H118L117 157H116ZM147 159H143V162L145 161V160H147ZM112 160H114V159H112ZM112 160H110V162H112ZM119 160H121V159H118V161ZM130 160V159H129ZM117 161V160H116ZM130 161H132V163H133V161L134 160H130ZM103 162V161H102ZM115 162V161H114ZM114 162H112L111 164H113L114 165ZM122 162H124V160L122 161ZM135 162H137V161H135ZM135 162L133 163L134 165H135ZM142 162V163H143ZM126 163L128 164L129 162H127L126 161ZM140 163H141V160H140ZM100 164V163H99ZM118 164V163H117ZM116 164V165H117ZM131 164V163H130ZM130 164H128L129 166H130ZM109 165V164H108ZM134 165H132V166H134ZM139 166L140 164H137L136 163V165L135 166ZM142 165V164H141ZM141 165H140V167H141ZM103 166V165H102ZM127 166V165H126ZM103 167H105V166H103ZM106 168H109V166L107 167L106 166ZM127 168H129L128 166H127ZM82 169V168H81ZM123 170H125V166L123 165V164H120V165H118L117 167H116V171H115V174L116 175H118V177H119V175L120 174H122V171ZM136 170V169H135ZM142 170V169H141ZM84 172V171H83ZM131 172H133V170L131 171ZM168 172H170V174L172 175V177L174 176H176V175H182V177H185L186 178V180H187V182H188V186L193 190V191H196V192H203L202 191V189H204V188H202L203 186H200L199 185V182L201 183H205V185H206V188L208 189V187H209V191H208V193L205 195V194H203L202 195V193H201V195H199V196H203L202 198L200 197L199 198V196L197 197V198H199L200 200H198L197 198H195V197H192V195L191 196H189V197H184V194H180L181 192H179L178 193V190L176 191V187H174V186H172V185H170L168 182H167V180L165 179V177H164V174H166V177L168 176L169 177V173ZM82 173V172H81ZM103 173V172H102ZM112 173V172H111ZM127 173V172H126ZM168 173V174H167ZM17 174V173H16ZM114 174V175H115ZM18 175V174H17ZM98 175V174H97ZM106 175H108V172L106 173ZM113 175V173H112V175L110 174V176H114ZM115 175V178L117 177ZM184 175V176H183ZM109 176V175H108ZM121 176V175H120ZM123 176V175H122ZM125 176V175H124ZM123 176V177H124ZM127 176V175H126ZM132 176V175H131ZM136 176V175H135ZM138 176V175H137ZM136 176V177H137ZM128 177V176H127ZM129 177H130V174H129ZM181 177V178H182ZM102 177H100V179H101ZM122 178V177H121ZM133 178V177H132ZM148 178V177H147ZM147 178L144 180H142V179H139V180H141V181H146L147 180ZM185 178H183V179H185ZM99 179V178H98ZM99 179V180H100ZM114 178H112V180H113ZM117 179V178H116ZM119 179V178H118ZM123 179V178H122ZM122 179H119V180H122ZM125 179V178H124ZM123 179V180H124ZM131 179V178H130ZM137 179V178H136ZM135 179V180H136ZM179 179V178H178ZM204 179V182L202 181ZM50 180V179H49ZM55 180V179H54ZM103 180V179H102ZM106 180H108V179H106ZM119 180H118V183H119ZM135 180H133V182L135 181ZM181 180V179H180ZM94 181V180H93ZM109 181V180H108ZM111 181V180H110ZM117 181V180H116ZM116 181H114L113 183H115ZM129 181V180H128ZM176 181V180H175ZM184 181V180H183ZM205 181H207V183L205 182ZM78 182V181H77ZM84 182V181H83ZM87 182V181H86ZM95 182V181H94ZM104 182H105V184L106 183H108V185H109V182H107V181H103V186H104ZM122 182V181H121ZM129 182H131V181H129ZM140 182V181H139ZM139 182H137V184H134V185H138V183ZM85 183V182H84ZM98 183H99V181H98ZM97 183V184H98ZM112 183V182H111ZM111 183H110V186H112L111 185ZM112 183V184H113ZM117 183V182H116ZM116 183H115V185H116ZM127 183V182H126ZM126 183H124L123 185H125V187H126ZM146 184H148V180L145 182ZM182 183V182H181ZM180 183V184H181ZM23 184H24V182H23ZM52 184V183H51ZM50 184V185H51ZM76 184V183H75ZM89 184V183H88ZM140 184H141V182H140ZM139 184V185H140ZM143 185V183L141 184V187L143 186H145V188H147V185ZM56 185V184H55ZM67 185V184H66ZM92 185H93V182H92ZM94 185H96V184H94ZM93 185V186H94ZM100 185V184H99ZM99 185H98V187H99ZM107 185V184H106ZM114 185V184H113ZM119 185V184H118ZM118 185H116V186H118ZM123 185H119V186H121L122 188H123ZM129 185V184H128ZM133 185V184H132ZM131 185V186H132ZM133 185V186H134ZM149 185V184H148ZM152 185V186H153ZM202 185V184H201ZM25 186V185H24ZM24 186H23V188H24ZM76 186V185H75ZM81 186V185H80ZM88 186V185H87ZM110 186H106V187H110ZM130 186V185H129ZM130 186V187H131ZM156 186V187H155ZM35 187V186H34ZM51 187V186H50ZM53 187V186H52ZM82 187V186H81ZM119 188V189H121L122 190V188ZM125 187L123 188V190L125 189ZM137 187V189L138 188H140V186L138 187V186H136ZM26 188V187H25ZM78 188H79V186H78ZM85 188V191H86V187H84ZM105 188V187H104ZM114 188V187H113ZM112 188V189H113ZM116 188V187H115ZM118 188V187H117ZM116 188V189H117ZM32 189H35V188H33L32 187ZM75 189V188H74ZM90 189V188H89ZM89 189H87V190H89ZM92 189V188H91ZM95 189V188H94ZM93 189V190H94ZM102 189V188H101ZM105 189H108V188H105ZM57 190H59V189H57ZM76 190H77V188H76ZM81 190V189H80ZM110 190H111V188H110ZM109 190V191H110ZM114 190V189H113ZM112 190V191H113ZM125 190H127V187H126V189ZM132 190V189H131ZM205 190V189H204ZM90 191V190H89ZM108 190H106V192H107ZM107 192V196L106 197H109V199L113 196V197H115V198H117V196L115 195H111V196H108V194L110 193V192ZM117 191V193H118V191H120V190H115V192ZM130 191V190H129ZM133 191V190H132ZM136 191V190H135ZM146 191V193L145 194H148L147 192V190L145 189L144 190V192ZM185 191H188L187 189L185 190ZM35 192L37 193V195H38V191H36L35 190ZM66 192V191H65ZM87 192V191H86ZM95 192V191H94ZM105 192V193H106ZM125 191H122V195L120 194V193H118L119 195V197H120V195L121 196H123V195H125L126 196V193L125 194H123ZM126 192H128V190L126 191ZM141 192H142V190H141ZM192 192V191H191ZM27 193H29V192H27ZM35 193V194H36ZM53 194L55 193V190L52 192ZM59 193H60V190H59ZM61 193H63L64 194V192H62L61 191ZM72 193H74V192H72ZM83 193H84V191H83ZM114 193V192H113ZM116 193V194H117ZM128 193H130V192H128ZM128 193H127V195H128ZM188 193H189V191H188ZM237 193V194H236ZM32 194V193H31ZM68 195L70 194V193H67ZM75 194V196H77V195H79V194H76V192L74 193ZM74 194H73V196H74ZM111 194V193H110ZM109 194V195H110ZM136 194V193H135ZM150 194H148V195H150ZM156 194V195H155ZM196 194H198V193H196ZM200 194V193H199ZM236 194V195H235ZM52 195V194H51ZM51 195H50V197H51ZM84 195H85V193H84ZM83 195V196H84ZM98 195V194H97ZM102 195H104V194H102ZM194 195H195V192H194ZM205 195V196H204ZM54 196V195H53ZM52 196V197H53ZM56 197H57V194L55 195ZM59 196H61L62 197V195H59ZM63 196H65V194L63 195ZM129 196V195H128ZM132 195L130 194V196L129 197H131ZM134 197H135V195H133ZM132 196V197H133ZM150 196V198H152ZM27 197H28V195H27ZM29 197H31V195L29 196ZM38 197V196H37ZM36 197V198H37ZM48 197V196H47ZM71 197V196H70ZM91 197V196H90ZM103 197V196H102ZM104 197H105V195H104ZM127 197V196H126ZM131 197V198H132ZM208 197V198H207ZM22 198V197H21ZM39 198V197H38ZM57 198H60V197H57ZM66 198H68L67 197V195H66V197H65V199ZM81 198V197H80ZM80 198H78V196H77V200L79 199L80 200ZM87 198H88V196H87ZM94 198H95V196H94ZM101 198V197H100ZM121 198V197H120ZM126 199L127 201L128 200H130V202L129 203H132L131 201H133L135 198H133V199ZM148 199H149V197H147ZM26 199V198H25ZM28 199V198H27ZM29 199H31V198H29ZM29 199H28V201H29ZM41 199V198H40ZM39 199V200H40ZM53 199V198H52ZM64 199V198H63ZM99 199V198H98ZM107 199V198H106ZM111 199H113V198H111ZM124 199V198H123ZM141 199V198H140ZM156 199V198H155ZM153 200L152 201V203L153 202H155V201H157L158 199H156V200ZM195 199H197V200H195ZM251 199V200H250ZM253 199V200H252ZM259 200L258 202H260V204H257L256 202H254V200ZM54 200V199H53ZM58 199H56V201H57ZM67 200V199H66ZM70 200V199H69ZM101 199H99V201H100ZM115 200V199H114ZM118 200V199H117ZM116 200V201H117ZM120 200V199H119ZM118 200V201H119ZM139 200V199H138ZM137 200V201H138ZM145 200V199H144ZM147 200V199H146ZM160 200H158L159 202H160ZM26 201V200H25ZM38 201V200H37ZM64 201V200H63ZM62 201V198H61V202H63ZM73 201H75V200H73ZM102 201H105V199H102ZM107 201V200H106ZM149 201V200H148ZM55 202V201H54ZM59 202H60V200H59ZM58 202V203H59ZM61 202H60V204H61ZM81 202V201H80ZM97 202H98V200H97ZM115 202V201H114ZM134 202H136L135 200H134ZM147 202V201H146ZM250 202V205L249 206H247L248 204L247 203H249ZM56 203V202H55ZM76 203H77V201H76ZM102 203V202H101ZM107 203V202H106ZM128 202H127V206H133V204H129ZM149 204H150V202H148ZM158 203V202H157ZM157 203L155 202V206H156V208H158L157 207ZM26 204V203H25ZM38 204V203H37ZM53 204V203H52ZM68 204H69V202H68ZM114 204V203H113ZM116 204V206H117V204L118 203H115ZM120 204V203H119ZM119 204H118V206H119ZM136 204H137V202H136ZM136 204H134V207L136 206ZM147 204V203H146ZM22 205H24V204H22ZM55 206L57 205V203L56 204H54ZM62 205V204H61ZM70 205H71V203H70ZM69 205V206H70ZM101 205V204H100ZM152 205V204H151ZM39 206V205H38ZM40 206H41V204H40ZM39 206V207H40ZM111 206H112V204H111ZM153 206H154V204H153ZM251 206V207H250ZM35 207H36V205H35ZM59 207H61L60 205H59ZM99 207H101V206H99ZM113 207V206H112ZM120 207V206H119ZM118 207V208H119ZM138 207V206H137ZM136 207V208H137ZM146 207V206H145ZM148 207H150V206H148ZM152 207V206H151ZM260 207V206H259ZM108 207H106L105 209H107ZM111 208V207H110ZM154 208V207H153ZM153 208H150V209H152L153 210ZM101 209V208H100ZM109 209V208H108ZM145 209H147V207L145 208ZM155 209V208H154ZM259 209H261V207L259 208ZM36 210V209H35ZM103 210V209H102ZM139 210V209H138ZM151 210V211H152ZM156 210V209H155ZM162 210H163V212H162ZM212 210H213V214L214 215H218V213H219V216L223 213V214H225L226 216L227 215H229L230 217L232 216V217H234V215L236 216V217H239L240 218V224H237L236 226H233V227H229L228 229H227V231L224 233V231H223V233L224 234H222L221 236H219V233H217L216 234V227H220V225L219 224H215V222H213L212 221V219L210 220V216H212ZM60 211V210H59ZM128 211V210H127ZM143 211V213H144V210H142ZM141 211V212H142ZM150 211V210H149ZM26 212V211H25ZM67 212V211H66ZM106 212H108V211H105V213ZM216 212H218V213H216ZM254 212H256L255 210H254ZM259 212H261L260 210H259ZM139 213H140V211H139ZM150 213V212H149ZM148 213V214H149ZM152 213V212H151ZM216 213V214H215ZM257 213H258V211H257ZM36 214V213H35ZM56 214V213H55ZM67 214V213H66ZM116 214V213H115ZM114 214V215H115ZM137 214H138V212L136 213V215L135 216H137ZM144 214H146V213H144ZM251 214V215H250ZM37 215V214H36ZM59 215V214H58ZM61 215V214H60ZM113 215V216H114ZM118 215H120V214H118ZM139 215V214H138ZM143 215V214H142ZM177 215V216H178ZM224 215V216H225ZM40 216V215H39ZM52 216V215H51ZM57 215H55V217H56ZM67 216V215H66ZM107 216V215H106ZM105 216V217H106ZM251 216V217H250ZM255 216H256V214H255ZM254 216V217H255ZM32 217V216H31ZM37 217V216H36ZM64 217H65V214H64ZM116 217V216H115ZM143 217V216H142ZM145 217V216H144ZM180 217H183L182 216V214H181V216ZM187 217V216H186ZM213 217V216H212ZM211 217V218H212ZM221 217V216H220ZM236 217H234V220H235V218ZM121 218V217H120ZM152 218V217H151ZM171 218L173 219L172 220V223H171ZM189 218V217H188ZM225 218V217H224ZM227 218V217H226ZM39 219V218H38ZM176 219V221H179V220H177V218H175ZM178 219H180L179 217H178ZM182 219V218H181ZM181 219H180V221H181ZM215 219H216V217H215ZM221 219V218H220ZM233 219V218H232ZM260 219V218H259ZM264 219V218H263ZM262 219V220H263ZM40 220V219H39ZM121 220V219H120ZM133 220H135V219H133ZM137 220V219H136ZM151 220H154V219H151ZM184 220H185V218H184ZM214 220V219H213ZM218 220V219H217ZM230 220V219H229ZM122 221V220H121ZM146 221H147V219H146ZM150 221V220H149ZM148 221V222H149ZM154 221V222H155ZM188 221V220H187ZM216 221V220H215ZM221 221V220H220ZM223 221H224V219H223ZM231 221V220H230ZM237 221V220H236ZM258 221V220H257ZM37 220H36V224H37ZM124 222V221H123ZM135 222V221H134ZM142 222V221H141ZM185 222V221H184ZM183 222V223H184ZM189 222V221H188ZM218 222V221H217ZM229 222V221H228ZM239 222V221H238ZM260 222V221H259ZM258 222V223H259ZM122 223V222H121ZM121 223H119V224H121ZM145 223V222H144ZM186 223V222H185ZM219 223H222L223 224V222H219ZM224 223H227V222H224ZM261 223V222H260ZM39 224H40V221H39ZM141 224V223H140ZM143 224V223H142ZM180 225H181V223H179ZM254 224V225H253ZM40 225H42V224H40ZM147 226V225H146ZM186 226V225H185ZM187 226H188V224H187ZM222 226V225H221ZM232 226V225H231ZM256 226V225H255ZM176 227H175V229H176ZM183 227V226H182ZM189 227V226H188ZM258 227H259V224H258ZM262 227V226H261ZM173 228V229H172ZM179 228V227H178ZM190 228V227H189ZM227 228V227H226ZM226 228H224V229H226ZM263 228V227H262ZM185 229V228H184ZM223 229V228H222ZM255 229H256V231L257 232H260V230H257V226L255 227ZM259 229V228H258ZM152 230V229H151ZM183 230V229H182ZM175 231V230H174ZM263 231V230H262ZM261 231V232H262ZM181 232V231H180ZM222 233V232H221ZM261 236V235H260ZM165 237V236H164ZM263 237V236H262ZM261 237V238H262ZM186 238V239H187ZM264 238V237H263ZM232 240H233V238H232ZM176 241V240H175ZM262 241H264V240H262ZM187 242V241H186ZM228 242V241H227ZM231 242V241H230ZM233 242V241H232ZM231 242V243H232ZM160 243V242H159ZM169 244V243H168ZM168 244L167 245H164V246H168ZM197 244V243H196ZM212 244V243H211ZM227 244V243H226ZM214 245V244H213ZM44 246V245H43ZM47 246V245H46ZM178 246H179V248L177 247L176 248V250L178 249V251H177V253L179 254V250H180V252H181V250L182 249H180V248H182V245L180 244L179 245V243H178ZM185 246V245H184ZM183 246V247H184ZM216 246V245H215ZM57 247V246H56ZM169 247V246H168ZM55 248V247H54ZM80 248V247H79ZM105 248V247H104ZM161 248V247H160ZM3 249V248H2ZM61 249V248H60ZM59 249V250H60ZM78 249V248H77ZM162 249V248H161ZM199 249V248H198ZM204 249V248H203ZM7 250V249H6ZM5 250V251H6ZM160 250V249H159ZM173 250V249H172ZM172 250H171V252H172ZM162 251V250H161ZM160 251V252H161ZM165 251H168V250H165ZM183 251H186V252H190L191 251V248H183ZM204 251V250H203ZM209 251H210V249H209ZM3 252H4V250H3ZM42 252H44V251H42ZM102 252V251H101ZM157 252V251H156ZM163 252V251H162ZM161 252V253H162ZM174 252H176V251H174ZM37 253V252H36ZM48 253V252H47ZM55 253V252H54ZM104 253V252H103ZM158 253V252H157ZM191 253V252H190ZM196 253V252H195ZM199 253V252H198ZM205 253H206V251H205ZM46 254V252H44V254H42V255H45ZM51 254V253H50ZM152 254V253H151ZM163 255H167V254H164V253H162ZM177 254V255H178ZM183 254V253H182ZM185 254V253H184ZM187 254V253H186ZM14 255H16V254H14ZM47 255H49V254H46V256ZM51 255H53V254H51ZM50 255V256H51ZM58 255V254H57ZM106 255V254H105ZM104 255V256H105ZM157 255V254H156ZM168 255H170V254H168ZM176 255V254H175ZM180 255V254H179ZM179 255H178V257H179ZM190 255V254H189ZM192 255V254H191ZM202 255V254H201ZM206 255V254H205ZM217 255V254H216ZM219 255H220V252H219ZM218 255V256H219ZM225 255V254H224ZM8 256V255H7ZM13 256V254L11 255V257ZM54 256H55V254H54ZM102 256V255H101ZM208 256V255H207ZM227 255H225V257H226ZM13 257H15V256H13ZM17 257V256H16ZM15 257V258H16ZM162 257H164V256H162ZM170 257V256H169ZM174 257V256H173ZM173 257H171L172 259H173ZM187 257H188V255H187ZM194 257V256H193ZM209 257V256H208ZM214 257V256H213ZM47 258V257H46ZM156 258H157V256H156ZM166 258V257H165ZM200 258H202V257H200ZM221 258L223 259V256H221ZM231 259V257H228L226 260L228 261V259ZM31 259V258H30ZM55 259H57V256H56V258ZM62 259V258H61ZM172 259H171V261H172ZM175 259H176V257H175ZM191 259V258H190ZM194 259V258H193ZM208 259V258H207ZM231 259V260H232ZM3 260V259H2ZM103 260V259H102ZM180 260H181V258H180ZM179 260V261H180ZM196 260V259H195ZM200 260V259H199ZM210 260V259H209ZM215 260V259H214ZM217 260H218V258H217ZM6 261V260H5ZM8 261V260H7ZM56 261V260H55ZM81 261V260H80ZM79 261V262H80ZM148 261V260H147ZM164 261H166V263H168L169 264V262L167 261V259L165 260L164 259ZM185 261H187V259L185 260ZM203 261H205V260H203ZM4 262V261H3ZM3 262H1V263H3ZM9 262V261H8ZM59 262V261H58ZM63 262V261H62ZM155 262V261H154ZM198 262V261H197ZM217 262V261H216ZM5 263V262H4ZM3 263V264H4ZM7 263V262H6ZM12 263V262H11ZM89 262H87L86 261V263H84V264H88ZM165 263V264H166ZM174 262L172 261V264H173ZM187 263V262H186ZM225 263H227V262H225ZM224 263V264H225ZM13 264H15L14 262H13ZM17 264V263H16ZM19 264V263H18ZM83 264V263H82ZM154 264V263H153ZM156 264V263H155ZM162 264H164V263H162ZM180 264V263H179ZM185 264V263H184ZM196 264V263H195ZM205 264H207V263H205ZM217 264V263H216ZM218 264H220V262L218 263ZM227 264H229V263H227Z\"/></svg>", "mask_w": 264, "mask_h": 264}]
</instances>
